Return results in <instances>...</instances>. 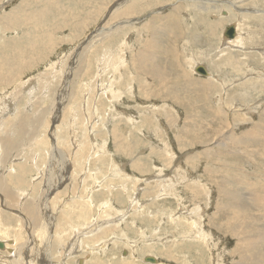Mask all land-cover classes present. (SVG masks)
Returning <instances> with one entry per match:
<instances>
[{"label": "rangeland", "instance_id": "374dc122", "mask_svg": "<svg viewBox=\"0 0 264 264\" xmlns=\"http://www.w3.org/2000/svg\"><path fill=\"white\" fill-rule=\"evenodd\" d=\"M98 1H100V2L98 3ZM133 1H137V0H133ZM133 1L131 0V2H133ZM196 1L199 4H204L205 1H207L206 4H208L210 6H212V4L214 6L216 5V9L220 8L219 10H216V11H217V14H219L221 18L220 17L219 18L213 17L217 23H216V25L213 26V28L211 30L208 28L210 26L208 16H205V15L203 16L200 13L201 16H203L201 18L200 14L198 12H194L193 9L192 10L189 9V7L192 8V6L196 3ZM205 1L204 0H201V1L200 0H185V1L184 0H166L162 3L161 2L159 3L156 0H152L150 5L153 8L149 7L147 9H145L147 11L142 10L146 6V4H143V5L140 4V5L135 6L134 8L130 7V10L133 11V15H134V16L132 15L134 17V19H133L131 16H128V17L127 16H121V14L125 11V6H127V5L124 6V4L131 3L130 0H97V1L96 0H81V1L80 0H59V2H60L59 4L53 3L54 1H52V0H48V1L47 0H43V1L42 0L41 1L40 0H25V1L24 0H0V8H1L0 9V32L2 33V31H3V33H4V34L0 33V37H1L0 43L3 44V45H0V47H1L0 48V51H1L0 52V64H1V66H0V131H1V133H3L2 136L0 133V178H3L5 180V184L7 185V183H8L7 186H9V188L7 189L9 192H7L6 194L0 192V233H1V235L3 234L0 237L6 238L7 236H9V238L7 237L6 239H11L8 241V243H11V244L13 243V241H12L13 239H14V241L17 240V242L15 243L16 246L13 245L12 250L13 249L15 250L16 248L19 249V247L21 249V244L22 245L24 244L23 242L28 241L27 243L30 244V237H28V236H30L31 234L28 233L27 227H25V225H24V224H26V221H27V219H25V218H28V217L24 214L25 211L22 209L26 206L25 201L27 202V204L33 203L32 205H35L36 208H40V210H41L42 204H45L47 207L49 205L48 200H50L51 199L50 197H52V196H50V194L51 193L55 194V192H54L55 190L52 186L61 184L60 183L61 180L56 179V178L59 177L60 175L61 176L67 175L68 177L63 179V181H67L71 177V176H69L70 172H71V173H73V174L75 173V174L73 176L74 180L72 182L67 181L68 193L72 194V196H75V194H76V196L78 198L80 197L79 200L81 199L82 202L83 201L88 202V204L90 206H94V208L92 207L91 210L89 209L87 212H85L86 214L84 213V215L82 213V214H80V216H78V214H76L74 216L75 220H72V222H73V224H75V226L69 228V230H72V231H69V230L67 231V230H64L61 228L59 232H61L62 235L60 234L59 236H57L58 239L60 240V241L58 240L57 245H61V243L65 244L66 242L69 243L71 241L70 240L71 238L68 237V236H70V232H71V236H72L73 232L74 233L78 232L77 233L78 242L75 239V237H76V234H75L74 240L72 241L73 243H71V244L69 243L70 246H68L67 250H65V251L68 252V254L72 253L73 254L72 257L75 259L81 260L83 258L84 259L86 258V261L84 260V264H86L85 262H90V261H88L89 259L91 260V259H93V257H97L99 254H101L100 258H99L100 261L105 260V259L110 261V262H107V264H114V260H123V259L134 260L135 263L138 261H141L142 264H157V259H159L160 264H181V263L182 264H195V262H197L198 264H263L264 263V218L261 216V214H259L256 211L253 212V215L250 214L251 212L248 208L246 209L247 214L245 213V211H243L241 214L242 217L239 220L242 222L231 218L232 212L228 209L231 206H230V203L226 202V201H228V198L224 195L225 190H227V189L231 190V184H233V179L236 177V173H238V172H241V171L245 172V175H247L249 178L253 176L252 177L253 180H256L257 176H259L261 174L264 177V150H263L264 145L261 146L258 142L260 139H264V82L262 81V80H264L263 79L264 78V76H263L264 72H262V71H264V43H263L264 42V20H261L259 17L254 18V16L250 17V18L247 17L248 19L245 17V13H248V12H250L252 14H262V13L264 14V0H205ZM211 1L213 2L212 4H211ZM22 2L24 4H26V6L24 8H23ZM75 2H76V4L78 3V5H76ZM41 3H42V5H41ZM62 3L64 5H62ZM164 3H166V6ZM38 4H40L41 6H39ZM81 4H82V6H81ZM45 5L47 7H45ZM51 5L53 6V8H51L52 7ZM92 5H94V7L96 5H97L96 7L101 6V11L103 13L99 14L100 12H97L96 10L94 11L95 8H93ZM107 5L109 8L107 7ZM32 7H34V9ZM161 7H162V9H161ZM163 7H164V9H163ZM174 7H177V8H174ZM15 8L19 9V13L21 12V14H19V18H16L17 20L20 19V20H18V23H20V24L17 23L16 19H10V14L15 10ZM38 8H39V10H37ZM102 8H103V10H102ZM186 8H187V10H186ZM177 9H179V10H177ZM34 10H37L39 13L37 11L35 12L38 15H34L33 20H30V21H33V22H31L33 25H31L30 21L28 19H25V14H27L29 11L31 12ZM68 10H69L68 14H70V15L67 14ZM40 12H45V18L42 16V14ZM84 12H86V13H84ZM152 12L154 14H152ZM189 12H190V15H189ZM191 12H192V14H191ZM23 13H25V14H23ZM73 13H74V15H72ZM91 13H93V14H91ZM176 13H177V15H176ZM170 14H174V16H175L174 21L175 22L177 21L176 25L173 27V29L175 31L173 29H170V31L166 30V29H163L161 31H156L155 30L156 28H154V30H153L154 33H153V31L151 32V29H153L151 27L156 26V23L154 22L155 20L152 22L153 18L151 16L155 15L153 17H157L159 15L160 17L167 18V16ZM47 15H48V17H47ZM191 15H193L197 21L195 19L191 20V18H193V16H191ZM73 16H75V17H73ZM79 16H80V18H79ZM140 16H142V17H140ZM147 16H149V17H147ZM196 16H197V18H196ZM65 17H66V19H65ZM99 17H100V19H99ZM130 18H132V19H130ZM135 18L138 19V21L135 20ZM178 18H179V20H177ZM199 18H201V19L199 20ZM228 18H230V19H228ZM7 19H8V21H7ZM79 19H80V21H79ZM104 19H105V21H104ZM107 19H109V20H107ZM43 20H45L47 22V24L44 23L45 21H43ZM58 20H60V22H59L60 25L58 23ZM73 20H74V22H73ZM183 20L185 23L183 22ZM20 21H22V23ZM40 21H43V22L40 23ZM66 21H69V23ZM106 21H110V25H115V26H118V25L123 24V23L133 25L134 24L133 22H136V21L138 23L136 22L137 23V25L135 26L136 28L135 27H129V30L126 29L125 32L127 34L124 32V30L118 31L117 36H114L113 41H111L112 43L107 42V44H106V45H109V47H111V48H108V46L104 47L103 44H101L103 46H101V45L95 46L96 40L90 39V37H92L93 33L98 31V27L99 28L101 27L103 29V31H106L107 30V27L105 28V26H107L105 24ZM111 21H113L114 23L113 22L111 23ZM145 21H147V24L150 23L149 26L144 25V24H146ZM54 22H56V23H54ZM220 22H222L221 23L222 27L219 25ZM13 23H16V24H13ZM71 23H73V24H71ZM187 23L190 25H188ZM17 24H18V26H17ZM25 24L28 25V26H26V28H25ZM79 24L82 26V29H81ZM141 24L146 26V28ZM231 24H235V25L238 24L236 27H237V30L238 29L240 30V32H238L239 36L237 35L238 37L236 38L237 39L236 42H234L235 39L231 40L230 44H228V46L224 47L222 44V41L224 42V40L227 38L225 36H223L222 34H223L224 29ZM63 25L65 28L63 27ZM150 25H151V27H150ZM196 25H198V26H196ZM45 26L47 28L46 30H44ZM48 26L50 28H48ZM54 26H55V28H54ZM239 26H241V27H239ZM7 27H9V29ZM194 27H195V29H194ZM223 27H224V29H223ZM30 28H31V30H30ZM132 28H134V29H132ZM180 28L183 29V32L180 31ZM148 29L150 31H146ZM68 30H70V31H68ZM128 31H130L131 33L129 32V34H128ZM167 31H168V33H166ZM173 31H174V34H173ZM197 31H199V32H197ZM242 31L246 32V33H243ZM34 32H38L41 34L53 33L52 34V36H53L52 40L56 41V42H54L55 44L52 42L51 45H49L50 47L48 49L47 48L48 47V41H47L48 39L46 38V36L43 37V39H36V40L32 41L31 38H32V35L34 34ZM134 32H136V34H134ZM162 32L164 35H162ZM198 33H199V35H197ZM16 34L17 35H20V34L23 35L24 34V35L23 36L20 35L21 36L20 37V36H17ZM165 34H167V35L165 36ZM69 35H70V37H69ZM154 35L157 39L154 37ZM175 35H177V36H175ZM74 36H76V38ZM80 36H82V37H80ZM186 36L188 39L186 38ZM144 38H147L148 40H150V42H147V41L145 42ZM164 38H165V40H164ZM44 39H46V40H44ZM87 39L89 40L88 41L89 44H88V42H86ZM239 39H241V40L243 39V40L241 41ZM17 40H18V42H17ZM43 40L46 42H44ZM91 40H93V41L90 42ZM118 41H119V43H118ZM154 41H155V43H159V44H161V46L162 45L163 46L162 47H160V46L156 47L154 45L152 47L151 42H154ZM157 41H159V42H157ZM164 41H166V42H164ZM242 42L244 45L242 44ZM117 43H118L120 49L118 48V45H116ZM235 43H237V45ZM257 43H259V44H257ZM172 44H174V45H172ZM199 44H201V45H199ZM30 45H33V47ZM89 45H91V46H89ZM92 45H94V46H92ZM166 45L169 48H167ZM218 45H220V46H218ZM10 46H11V48H10ZM85 46H88V48ZM121 46H122V49H121ZM148 46H149V48H148ZM39 47H41V48H39ZM170 47H171V50L173 49L172 50V51H174L173 53L171 52ZM18 48H19V50H18ZM21 48H22V50H21ZM94 48H96V49L94 50ZM135 48L138 50H136ZM153 48H155V49H153ZM158 48L160 51H163V52L160 53ZM231 48H232V50H231ZM16 49H17V51H16ZM52 49H53V51H52ZM224 49H225V51H224ZM14 50H15V52H14ZM31 50H32V52H30ZM41 50L44 51L46 54L44 52L42 53ZM143 50H145L144 52L146 54L152 53V55H158V53H159L158 56L163 54V56H161V60H160V62L161 61H163V62L160 63L159 59H157V61L155 63H153V65H155V66L157 65L156 67L153 66V68H156V69H154V72H157V74L155 73V75H154L155 77L153 76V78H151L153 83L151 82L150 85L152 88H150L149 85L147 84L148 85L147 88L150 89V91L153 93V94L152 93L147 94V96H144V94L141 92V89H140V87H142L141 86L142 84L147 83L146 79L142 78V77L141 78H135V77L133 78L130 74V72L132 74H134L138 70L137 72L138 73L142 72L140 75H143V70H141V69H143V66H144L143 63L144 62H142L143 61L142 57H140V56L138 57V55L141 54V53L139 54V52H141ZM4 51H5V53H4ZM7 51H9V53ZM87 51L90 52L91 56L89 55V53ZM130 51H132V52L129 53ZM240 51H241V53H240ZM256 51H258L259 53ZM28 52H30V53H28ZM124 52H125V54H124ZM224 52L226 54L228 53L229 55L228 54L225 55ZM234 52H235V54H234ZM248 52H249V54H248ZM37 53H38V56H37ZM78 53H80L79 55L82 58H84L82 60V65L80 67L79 66L81 64L80 63L77 67L78 69L76 68L75 72H73L72 74H70L69 77L66 78L65 77L66 69H64V68H66V66H68V63L69 64L71 63L70 61H71L72 57L74 59H77L79 57ZM98 53H99V56H98ZM164 53L167 55H165ZM17 54H19V56L16 57ZM43 54H45V55L43 56ZM106 54H108L109 56ZM185 54H188V55L186 56ZM83 55H84V57H83ZM93 56L96 58H94ZM97 56H98V58H97ZM113 56L114 57L116 56V57L114 58ZM101 57L102 58L104 57V59H102ZM130 57H132V59H136L138 57L135 60V62L138 60L139 61L141 60V64L138 63L139 61L137 62L138 64L136 65V67H137L136 70H132V68H131L132 65H134L133 63L127 62V64H126V61L129 60ZM222 57H224L226 59L223 60ZM61 58L62 59L65 58L64 62H62L63 60ZM164 58H166V59H164ZM24 59H25V61H24ZM245 59H246V61H245ZM13 60H14V62H13ZM19 60L20 61L22 60L21 61L22 63ZM165 60H167V61H165ZM190 60H192V61L190 62ZM17 62H19L20 64ZM26 62H27V64H26ZM122 62L125 64H123ZM199 62L204 64L209 69L210 73L212 74V75H210V77L212 76L214 79L210 78V77L206 78L207 76L203 77V75H200V74L195 72V69H194L195 64H197ZM192 63H193V66H192ZM230 63H232V64H230ZM238 63H240V64H238ZM9 64H10V66H9ZM21 64H23V65H21ZM84 64H85V66H84ZM88 64H90V66ZM112 64H113L114 68L117 67V70L116 69L114 70L113 67L111 68V66H109ZM114 64L116 67L114 66ZM237 64L239 66H237ZM16 65L20 66V68L17 67ZM48 65L51 67H49ZM56 65L57 66L60 65V66L56 67ZM128 65H130V66H128ZM138 65H139V67H138ZM9 67H11L12 70ZM163 67L165 68V70H163V72H162V69H164ZM248 68H250V69H248ZM95 69H97V70H95ZM6 70L7 71L9 70L10 72L9 71L6 72ZM79 70H80V74L78 73ZM85 70H87V71H85ZM130 70H132V71H130ZM186 70L189 71L190 73L187 72ZM239 70H240V72H239ZM254 70H256V71H254ZM108 71L110 73H108ZM86 72H88V73L90 72L91 74L90 73L88 74ZM114 72H115V74H114ZM12 73L13 74L15 73L14 74L15 76ZM53 73H55V74H53ZM82 73H85L86 74L85 76H87V77H84V76L81 77V75H83ZM93 73H94V75H93ZM186 73L192 78H196V79L199 78V80H197L194 84H191L192 83L191 79L189 77H187ZM48 74H49V76H47ZM74 74H75V76H73ZM107 75H108V77H107ZM128 75L131 78L128 77ZM135 75H136V73H135ZM182 75H184V76H182ZM92 76H93L94 80L92 79ZM123 76H125V78ZM246 76H247V78H246ZM16 77H17V79H16ZM74 77H75V79H74ZM215 77H217V78H215ZM259 77H261V80L259 79ZM46 78H48V79H46ZM77 78H80V79H77ZM95 78H98V79L96 80ZM109 78H111V80ZM155 78H156V80H154ZM244 78H246V80ZM13 79H15V80H13ZM134 79H137V80H135V82H132V80H134ZM147 79H150V78H147ZM162 79H163L164 83H162ZM167 79H169V80H167ZM215 79H216V81H215ZM222 79L224 80L223 82H222ZM171 80H172V82H171ZM14 81H15V83H14ZM27 81H28V83H27ZM129 81H131L130 82L131 84L129 83ZM168 81H169V83H168ZM206 81H208V83ZM239 81L242 83L240 84ZM70 82L73 83V85H72L73 89L71 88V85L68 84ZM104 82H105V87L103 90V89H101L102 86H100V84L102 85V83H104ZM110 82H111V84H110ZM106 83L110 84L109 87L106 85ZM132 83H134V84H132ZM136 83L140 87L138 85L136 87ZM166 83H167V85H166ZM178 83H180V85H178ZM185 83L189 87H187V85ZM215 83H216V85H215ZM222 84H224L225 86ZM242 84L245 87H243ZM175 85H176V87H175ZM208 85L211 87L212 90L209 89L210 87ZM197 86H198V88H197ZM207 88L209 89V91ZM243 88H244V90H243ZM62 89H64L65 91ZM93 89L94 90L96 89V91H94ZM178 89L179 90L181 89V90L179 91ZM186 89L189 91H187ZM198 89L199 90L201 89V91H199ZM203 89H204V91H203ZM247 89L248 90L250 89V90L247 91ZM154 90L157 92H155ZM167 90L169 91V93ZM217 90H219V91L217 92ZM85 91H87V92H85ZM183 91H184V93H183ZM51 92H52V94H51ZM94 92H96V93L94 94ZM246 92H248V93H246ZM17 93H18V96H17ZM112 93L115 95H113ZM50 94L55 96V98L53 96H51ZM232 94H233V96H232ZM110 95H113L114 97L110 96ZM156 95H158L159 97ZM15 97H17V98H15ZM81 97H83V98H81ZM110 97H112L113 99H111ZM9 98H10V100H8ZM63 98H64V104L62 103ZM216 98L218 99V101ZM18 99H19V101H18ZM51 99H52V101H51ZM75 99H76V101H75ZM108 99H110L111 101ZM149 99H151V100L149 101ZM28 100H30V101H28ZM39 100H40V102L42 101L43 103L42 102L39 103ZM224 100H225V102H224ZM31 101H32V103H30V106H31L30 107V106H28L29 105L28 102H31ZM88 101L89 102L91 101V102L89 103ZM107 101L108 102L110 101V102L108 103ZM92 102H93V105H91ZM163 102H164V104H166V103L167 104L164 105ZM59 103L62 104L63 106L62 105L60 106ZM71 103L74 105L76 103V105L74 106ZM211 103H212V105H211ZM68 104L72 108H70ZM94 104H95V107H94ZM185 104H187V105H185ZM111 106H113V107L111 108ZM14 108H15V110H14ZM28 108H32L34 110V111L32 109L29 110V112L30 113L32 112L33 115L34 114L38 115L37 114L38 112L40 113L39 114L40 117L37 116L38 117L37 119H39V120L35 121L36 122L35 124H33V122H32V117H33L32 113L27 115ZM34 108H36L37 110ZM41 108H43V110L44 109L45 110L43 111ZM205 108H207L206 111H205ZM216 108H218V109H216ZM9 109H10V111H9ZM24 109H26V111H24ZM76 109H77V112L79 114L76 112ZM172 109H173V111L176 109L175 110L176 113H174L175 111L173 112ZM73 110H75V111H73ZM81 110H83V111H81ZM111 110H114V111H111ZM65 112H66V114H65ZM207 112H208V114H207ZM218 112L220 114H218ZM221 112L224 114H221ZM42 113H44L48 117H46ZM10 114H12V115H10ZM75 114H77V115H75ZM109 114L111 115V118H110ZM246 114H247V116H246ZM13 115L15 117H16V115L17 116L24 115V117L30 116V118H29L30 120H26L25 121L26 123L25 122L22 123L23 121L17 120V119H15V117L13 119ZM68 115H70V116H68ZM88 115L90 117H88ZM130 115H131V117H129ZM119 116H121V117H119ZM224 116L225 117L227 116L226 117L227 120ZM233 116H234V118H233ZM60 117H63V118L61 119ZM239 117L242 119L243 122L241 121V119ZM19 118L24 119L22 117H19ZM243 118H244V120H243ZM33 119H34V117H33ZM69 119H70V122L72 121L71 124L68 121ZM150 119H151V121H150ZM87 120H88V122H87ZM147 120H149L150 122ZM17 121H19V122H17ZM48 122L50 124V128L47 127ZM84 122H86V123H84ZM45 123H46V125H45ZM123 123H125V124H123ZM142 123H144V124H142ZM10 124H12V126H9ZM17 124H19V125H17ZM42 124H43V127H42ZM61 124H63V126H65V127H63ZM133 124H134V126H133ZM245 124H247V125H245ZM37 125H39V126H37ZM54 125H56V126H54ZM79 125H82V126H79ZM109 125H110V127H109ZM15 126H16V128H15ZM35 126L38 128H36ZM141 126H144V127H141ZM8 127H9V129H8ZM20 127H21V130H19ZM80 127H81V130H79ZM107 127L110 129H105ZM133 127H134V129H133ZM219 127H221V128H219ZM17 128H19V129H17ZM27 128H28V130H27ZM33 128H36V129H33ZM75 129L77 130V132ZM219 129L221 131L222 130L223 131L220 133ZM106 130H109V132ZM22 131H23V133H22ZM250 131L252 132L251 136H256V138L258 140L257 139L250 140V138L248 139L247 137H244V136L249 135ZM5 132H7V133H5ZM58 132L61 134H59ZM112 132H113V134H110ZM11 133H12V135H10ZM47 133L51 134V136L53 137L51 141H48ZM217 133H220V134H217ZM253 133H255V135H253ZM19 134H20V136H18V137L14 136V135H19ZM107 134H109V135H107ZM179 134H180V136H179ZM21 135L23 138L21 137ZM44 135H45V137H43ZM64 135H66V136H64ZM111 135H112V137H111ZM127 135H128V137H127ZM216 135H217V137H216ZM230 135L233 137H230ZM235 135L237 137H235ZM257 135H259V136H257ZM58 136H60V137H58ZM16 137H17V140H16ZM24 137H25V139H24ZM63 137L65 138V139H63L65 142L62 144L63 140L61 141L60 139H62ZM224 137H227V138L224 139ZM183 138H185V139L187 138V141L188 140L190 141V142L188 141V143L191 144V146L185 148L184 150H182V144H180L181 142L179 141V139L182 140ZM228 138L231 141H229ZM233 138H234V141L232 140ZM244 138H246V141H244L245 140ZM45 139H47V140H45ZM88 139H91V142L89 141V146L90 147L93 146L90 148L92 150L87 149L86 147H83L86 145V141H88ZM222 139H224V141H226V142H223ZM238 139H239V141H238ZM20 140H23L24 142L21 141V143H20ZM76 140H78V141H76ZM2 141H3V143H2ZM34 141H36V142L34 143ZM128 141L131 143L130 145H128V143H129ZM9 142H11V144H9ZM37 142H38V145L36 144ZM221 142L224 144H222ZM247 142H250L251 144L247 143ZM75 143H77V144H75ZM246 143H247L248 147L246 146ZM31 144L33 145V147ZM65 144H67V145H65ZM80 144H82V145H80ZM41 145H43V146L40 148L39 146H41ZM55 145H58L59 150H60V153L57 154V158H55L54 155L51 154ZM60 145L64 146L65 148L64 147L60 148ZM103 145L105 146V148H103L104 147ZM80 146L83 147V152H82L83 154L78 153V158H77L78 159L77 160L78 165L76 164L77 165L76 171L73 170L72 168L65 169V167L63 166V161L65 162L66 168H68V166L71 164L70 159H74L73 153L71 154V150L73 148H74V150L78 149ZM148 146H150L149 147L150 150H149ZM243 147H245V148H243ZM94 148L96 149V151L98 150L97 151L98 153L99 152L100 153L98 156L93 157L91 160L90 159L88 160L92 151L95 150ZM190 149L193 151L195 150L197 152L194 151L191 153ZM251 150H252V152H251ZM102 152H104L106 154V156H105V154H102ZM110 152L112 154H109ZM137 152H140V153L137 154ZM141 152H142V154L143 153L144 154L142 155ZM200 152L203 153L204 155L201 154ZM173 153H175V154H173ZM257 153H258V156H257ZM8 154H10V155H8ZM4 155H5V157H4ZM7 155H8V157H7ZM135 155L137 157L140 156L141 161H142L140 164H139L138 159L136 160L137 157ZM172 156H174V157H172ZM195 156H197V157H195ZM110 157H112V158H110ZM169 157H170V159H169ZM173 158H174V160H173ZM37 159H39V160L41 159V160L37 161ZM134 159H135V161H134ZM4 160H5V162H4ZM61 160H63L62 163H61ZM130 160L132 162H130ZM176 160L178 163L176 162ZM32 161H33V163H32ZM45 161L47 164L45 163ZM79 162H81V163H79ZM86 162L88 164H85ZM20 163H23V165L25 167H22L20 165ZM34 163H36V164H34ZM199 163H201V164H199ZM35 166H37V167H35ZM80 166L84 167V169H81ZM215 166L217 168H215ZM7 167H8V169H7ZM173 167H175V168H173ZM110 168L113 170V172ZM6 169L10 170V171H7ZM19 169H21V170H19ZM87 169H89V170H87ZM35 170H36V172H35ZM72 170L74 172H72ZM83 170H87L88 174H87V172H85V175H83V173L80 172ZM247 170L249 171V173H247L248 172ZM215 171H217L218 173H216ZM117 172H119V173H117ZM213 172L215 174H213ZM14 173H16V174H14ZM90 173H91V175L89 176ZM116 174H117V176H116ZM13 175H15L16 177ZM125 175H126V177H125ZM154 175L156 176L157 179H155ZM223 175H224V177H223ZM19 176H22V177L24 176L25 180L20 179ZM111 176H113L114 178L110 179L109 177H111ZM34 177H35V179H34ZM90 177H92V180H87V179H90ZM83 178H84V180H82ZM188 178H190V180ZM238 179H240V178L238 177ZM112 180H113V182H112ZM141 180H145V181H141ZM77 181L78 182L86 181V182L85 183L82 182L81 184L78 183L76 185L75 183ZM147 181H149V182H147ZM225 181L227 182L228 185L226 184ZM19 182H21V183H19ZM22 182H23V184H22ZM37 183H39V184H37ZM13 185H14V187H13ZM16 186H18L19 188ZM240 186L243 187L244 184H241ZM25 187H26V189H25ZM191 187H192V189H191ZM31 188H33V189H31ZM166 188H168V189H166ZM118 189H120L121 192L123 190L125 191V192L123 191V193H122L123 196L120 198L118 197L117 192H116V190H118ZM208 189H210V190H208ZM245 189L246 188L244 186L243 192H245ZM114 190H115V192H114ZM11 191H12V193H11ZM23 191H26V192H23ZM33 191H34V193H32ZM97 191H99V194L94 195L97 193ZM197 191L200 193H197ZM35 193L37 195H35ZM73 193H74V195H73ZM194 193H196L197 196ZM10 194H12V195H10ZM124 194H128V198ZM18 195H21V196L18 197ZM129 195H131V196H129ZM1 196H2V198H1ZM207 196H209V197H207ZM26 197H27V199H26ZM69 198L71 199V197L68 196L65 198V200L69 201L70 200ZM31 199H33V200H31ZM221 199L222 200L224 199V200L222 201ZM7 200H10V201H7ZM130 201L132 202V205L135 204V206L133 207L134 209L131 208V210H132L131 213L132 214L136 213V216L127 215L126 218L124 219V220H126V223L122 222L120 225V228L111 229L107 233L104 232L103 234H101L100 229H98V228L95 229L93 226H91L94 224V222L98 221L96 219L103 220L104 222H106L107 220L109 222H113V221H111V219L116 220V218H118V216L122 217V214L125 213V210H127L129 205H131ZM162 201H163V203H162ZM28 202H30V203H28ZM69 202H71V201H69ZM241 202L245 206H248L250 204V202H248V201H241ZM146 203H147V205H146ZM233 203H235V202H233ZM64 206H65L66 210H68L69 208L72 209L71 205H70L71 207L70 206L67 207V205L61 203L60 205H58V209L56 211H58L60 213V209L64 210L63 209ZM80 209L82 212L84 210L83 206L80 205ZM8 210H10V212ZM145 210H146V212H145ZM15 212H16V214H15ZM56 213L57 212H55V214ZM169 214L170 215L173 214L174 217L183 214L182 216H187L188 219H190V222H189V224L185 223L186 227L181 228V229L178 228L175 230L174 225L172 224V220L170 218L173 216H170ZM229 215H230V217L228 218ZM217 217H219V218H217ZM166 218H168V220ZM87 219H88V221L86 222ZM128 219L130 221H127ZM244 219H245V221H244ZM183 221L186 222L185 220H183ZM77 222L80 225L77 224ZM85 222H86L87 230H83L82 232H79L83 227H85ZM239 222L242 223V225H239ZM132 223H134V224H132ZM1 224H3V225H1ZM126 224L128 226H126ZM130 224H132V225H130ZM94 226L96 227L95 224H94ZM130 226H131V228H130ZM241 227H244V228L246 227L248 230H245L246 232H244V229L241 230ZM8 228L9 229L11 228V229L9 230ZM236 229L238 231H236ZM259 229L262 232H260ZM2 230H3V233H2ZM94 233L95 234L97 233V236L93 235ZM63 234L64 235L66 234V236H64ZM78 234H80V237L82 236V238H83L81 241H80V238L78 237ZM249 234L253 235L252 238L248 242L244 241L243 243H240V241L244 238V235H247L249 237ZM4 235H6V236H4ZM98 236H100V237H98ZM26 238H28V240ZM85 238H86V240H85ZM145 238H146V240H145ZM24 239L27 241H24ZM108 239H110V240H108ZM94 241H95L96 245L94 244ZM128 241H130L131 243L133 242L134 244L133 243L131 244L130 242L128 243ZM136 241L137 242L140 241V243H137ZM260 241H262V242L260 243ZM2 242H4V241H2ZM102 242H104V247H105L104 252H103V248L98 247L102 244ZM180 242H183V243L180 244ZM249 242H251L253 244V246H248L246 244ZM105 243H106V245H105ZM148 243H150V245H148ZM244 243H245V245H244ZM19 244H20V246L18 247L17 245H19ZM79 244L83 247H80ZM125 244H126V246H125ZM24 245H27V244H24ZM129 245L132 247V251H131V247H129ZM202 245H203V247H202ZM260 246H261V248H260ZM143 247H144V250H142ZM52 248H54L53 251H55V246H52ZM79 248L82 249L81 252H82V254H84V256H79V254H81V252H79L77 255L76 250L78 251ZM98 248H100V249H98ZM133 249H135V250H133ZM12 250H11V248L8 250L0 248V264H20V263L30 264L29 263L30 259L29 260H28V258L22 259L23 254H21L19 257L17 255H15L17 257L16 258L17 260H16L15 256L13 255ZM53 251L51 253L48 251L50 253L51 257H53L55 255V257H63V259L65 261L68 260V259H66L65 255H62V256L57 255L56 256V254L53 253ZM159 251L161 254L159 253ZM41 254H42V249L40 248V250L37 254V255H39V256H37V259L39 260V263H37V264H41V263L44 264V262L40 261V255ZM85 254H87V255H85ZM192 254H193V256H192ZM146 255L148 257L152 256L151 258L154 257L155 259L153 260L150 257L149 258L147 257V260L145 261L143 257ZM112 256H114V257H112ZM1 257H3V258L8 257V258H10L11 261L6 262V261H4V259L1 260ZM46 257H47V254H46ZM183 257H184L185 261H187V262L182 260ZM18 260H20L21 262L20 261L18 262ZM107 260H105V261H107ZM259 260H261V261H259ZM45 261H46V259H45ZM180 261H182V262H180ZM52 262H53V264L60 263L59 260L58 261L54 260ZM123 262H125V260ZM77 263H79V262H77ZM82 263L80 262V264H82ZM118 263H120V262H118ZM118 263L116 262V264H118Z\"/></svg>", "mask_w": 264, "mask_h": 264}, {"label": "bare ground", "instance_id": "6f19581e", "mask_svg": "<svg viewBox=\"0 0 264 264\" xmlns=\"http://www.w3.org/2000/svg\"><path fill=\"white\" fill-rule=\"evenodd\" d=\"M25 1V0H24ZM41 1V0H40ZM43 1V0H42ZM48 1V0H47ZM52 1H54L53 3H56V4H59L60 2H59V0H52ZM81 1V0H80ZM97 1V0H96ZM133 1V0H132ZM151 1L152 0H137V1H133V2H131V0H130V2L131 3H126V4H124V6L125 5H127V6H125V11L121 14V16H131L132 18H134L133 16V11H131L130 10V7H135V6H137V5H143V4H146V6L142 9V10H145V9H147V8H149V7H151V5H150V3H151ZM157 2H164V1H166V0H156ZM185 1V0H184ZM201 1V0H200ZM205 1V0H204ZM11 2V1H10ZM34 2V1H33ZM100 1H98V3H99ZM125 2V1H124ZM173 2V1H172ZM179 2V1H178ZM23 3V2H22ZM31 3V2H30ZM39 3V2H38ZM52 3V2H51ZM52 3V4H53ZM82 3V2H81ZM86 3V2H85ZM95 3V2H94ZM108 3V2H107ZM156 3V2H155ZM184 3V2H183ZM204 3V2H203ZM207 3V1H205V3L204 4H199V3H197V1H196V3L192 6V8L191 7H189V9H193L194 10V12H198L199 14L201 13L203 16L205 15V16H208V19H209V23H210V26L208 27L210 30L213 28V26L214 25H216V20L214 19L215 17H220V15L219 14H217V11L216 10H219V9H216V5L214 6L212 3V1H211V4H212V6H210V5H208V4H206ZM44 4V3H43ZM48 4V3H47ZM50 4V3H49ZM75 4H76V2H75ZM80 4V3H79ZM96 4V3H95ZM116 4V3H115ZM119 4V3H118ZM129 4V5H128ZM165 4V6H166V3H164ZM163 4V5H164ZM217 4V3H216ZM221 4V3H220ZM31 5V4H30ZM39 6H41L42 5V3H41V5L40 4H38ZM62 5H64L63 3H62ZM76 5H78V3L76 4ZM112 5V4H111ZM121 5V4H120ZM181 5V4H180ZM219 5V4H218ZM20 6V5H19ZM22 6V5H21ZM26 6V4H24L23 3V8ZM35 6V5H34ZM52 6V5H51ZM59 6V5H58ZM81 6H82V4H81ZM93 6V8H95L94 9V11L96 10L97 12H100L99 14H101V13H103L102 11H101V6H98V7H94V5H92ZM161 6V5H160ZM172 6V5H171ZM184 6V5H183ZM38 7V6H37ZM45 7H47L46 5H45ZM61 7V6H60ZM59 7V8H60ZM76 7V6H75ZM88 7V6H87ZM105 7V6H104ZM107 7H108V5H107ZM121 7V6H120ZM170 7V6H169ZM3 8V7H2ZM27 8V7H26ZM33 9H34V7H32ZM51 8H53V6L51 7ZM71 8V7H70ZM109 8V7H108ZM151 8H153V7H151ZM156 8V7H155ZM174 8H177V7H174ZM229 8V7H228ZM1 9V8H0ZM32 9V10H33ZM67 9V8H66ZM69 9V8H68ZM89 9V8H88ZM121 9V8H120ZM161 9H162V7H161ZM163 9H164V7H163ZM170 9V8H169ZM188 9V10H189ZM28 10V9H27ZM37 10H39V8L37 9ZM37 10H34V11H29L27 14H25V13H23V14H25V19H28L29 21L30 20H33V17H34V15H38L37 13H35ZM49 10V9H48ZM53 10V9H52ZM72 10V9H71ZM81 10V9H80ZM102 10H103V8H102ZM114 10V9H113ZM123 10V9H122ZM150 10V9H149ZM177 10H179V9H177ZM186 10H187V8H186ZM26 11V10H25ZM41 11V10H40ZM44 11V10H43ZM76 11V10H75ZM82 11V10H81ZM84 11V10H83ZM119 11V10H118ZM136 11V10H135ZM145 11H147V10H145ZM153 11V10H152ZM229 11V10H228ZM10 12V11H9ZM38 12V11H37ZM72 12V11H71ZM91 12V11H90ZM115 12V11H114ZM157 12V11H156ZM171 12V11H170ZM174 12V11H173ZM188 12V11H187ZM221 12V11H220ZM39 13V12H38ZM41 14H42V16L45 18V12H40ZM69 13V10H68V12H67V14ZM75 13V12H74ZM74 13L72 14V15H74ZM81 13V12H80ZM84 13H86V12H84ZM94 13V12H93ZM93 13H91V14H93ZM110 13V12H109ZM108 13V14H109ZM136 13V12H135ZM148 13V12H147ZM164 13V12H163ZM180 13V12H179ZM19 14H21V12L19 13V9H16L15 8V10L10 14V19H16V18H19ZM56 14V13H55ZM59 14V13H58ZM107 14V13H106ZM105 14V15H106ZM151 14V13H150ZM152 14H154L153 12H152ZM157 14V13H156ZM175 14V13H174ZM174 14H170V15H168L167 16V18H164V17H160L159 15V17L157 16V17H153V16H155V15H153V16H151L152 18H153V20H152V22L154 21L155 23H156V26L155 27H151V25H150V27L151 28H153V29H151V32L154 30V28H156L155 30L156 31H161V30H163V29H166V30H169L170 31V29H173V27L176 25V23H177V21L175 22L174 21V18H175V16H174ZM191 14H192V12H191ZM201 14H200V16H201ZM222 14V13H221ZM68 15H70V14H68ZM67 15V16H68ZM87 15V14H86ZM112 15V14H111ZM110 15V16H111ZM133 15V16H132ZM176 15H177V13H176ZM185 15V14H184ZM189 15H190V12H189ZM197 15V14H196ZM223 15V14H222ZM41 16V15H40ZM76 16V15H75ZM75 16H73V17H75ZM88 16V15H87ZM97 16V15H96ZM109 16V17H110ZM191 16H193V15H191ZM203 16H201V18L203 17ZM225 16V15H224ZM254 16V18L255 17H259L261 20H264V14L262 13V14H252V13H250V12H248V13H245V17L247 18V17H253ZM47 17H48V15H47ZM95 17V16H94ZM104 17V16H103ZM108 17V18H109ZM137 17V16H136ZM140 17H142V16H140ZM147 17H149V16H147ZM199 17V16H198ZM214 17V18H213ZM23 18V17H22ZM21 18V19H22ZM39 18V17H38ZM78 18V17H77ZM79 18H80V16H79ZM111 18V17H110ZM126 18V17H125ZM146 18V17H145ZM180 18V17H179ZM179 18L177 19V20H179ZM184 18V17H183ZM196 18H197V16H196ZM201 18H199V20L201 19ZM221 18V17H220ZM227 18V17H226ZM56 19V18H55ZM64 19V18H63ZM65 19H66V17H65ZM82 19V18H81ZM87 19V18H86ZM99 19H100V17H99ZM113 19V18H112ZM111 19V20H112ZM192 19H195L194 18V16H193V18H191V20ZM228 19H230V18H228ZM227 19V20H228ZM248 19V18H247ZM17 20V19H16ZM18 20H20V19H18ZM18 20H17V23H18ZM24 20V19H23ZM102 20V19H101ZM100 20V21H101ZM107 20H109V19H107ZM117 20V19H116ZM124 20V19H123ZM135 20H137L138 21V19H136L135 18ZM134 20V21H135ZM142 20V19H141ZM182 20V19H181ZM196 20V19H195ZM7 21H8V19H7ZM25 21V20H24ZM43 21H45V20H43ZM43 21H40V23L41 22H43ZM57 21V20H56ZM62 21V20H61ZM77 21V20H76ZM75 21V22H76ZM79 21H80V19H79ZM82 21V20H81ZM104 21H105V19H104ZM103 21V22H104ZM114 21V20H113ZM113 21H111V23L113 22ZM125 21V20H124ZM133 21V20H132ZM136 21V22H137ZM144 21V20H143ZM188 21V20H187ZM194 21V20H193ZM197 21V20H196ZM224 21V20H223ZM12 22V21H11ZM21 23H22V21H20ZM31 22H33V21H30V23ZM60 22V20H58V23ZM63 22V21H62ZM61 22V23H62ZM66 22H68L69 23V21H66ZM73 22H74V20H73ZM93 22V21H92ZM96 22V21H95ZM98 22V21H97ZM119 22V21H118ZM121 22V21H120ZM136 22H133L134 24L132 25V24H126V23H123V24H120V25H118V26H115V25H110V21H106L105 22V24L107 25V26H105V28L107 27V30L106 31H103V29L100 27H98V31L97 32H95V33H93L92 34V37H90V39H94V40H96L95 41V46H98V45H101V44H103L104 45V47L105 46H108V48H111V47H109V45H106L107 44V42H111V41H113V38H114V36H117V34H118V31H122V30H124V32H125V30L126 29H128L129 30V27H135L136 25H137V23ZM146 22V24H144V25H148L149 26V24H147V21H145ZM150 22V21H149ZM183 22H184V20H183ZM205 22V21H204ZM234 22V21H233ZM2 23V22H1ZM26 23V22H25ZM39 23V24H40ZM44 23H46L47 24V22L45 21ZM54 23H56V22H54ZM82 23V22H81ZM114 23V22H113ZM132 23V22H131ZM141 23V22H140ZM144 23V22H143ZM185 23V22H184ZM190 23V22H189ZM221 23L222 22H220V26H221ZM232 23V22H231ZM238 23V22H237ZM13 24H16V23H13ZM18 24H20V23H18ZM18 24H17V26H18ZM24 24V23H23ZM27 24V23H26ZM25 24V28H26V26H28V25H26ZM67 24V23H66ZM71 24H73V23H71ZM153 24V23H152ZM179 24V23H178ZM188 24V23H187ZM191 24V23H190ZM190 24H188V25H190ZM207 24V23H206ZM205 24V25H206ZM224 24V23H223ZM239 24V23H238ZM238 24H236V26L238 25ZM31 25H33L32 23H31ZM55 25V24H54ZM58 25V24H57ZM59 25H60V23H59ZM80 25V24H79ZM93 25V24H92ZM104 25V24H103ZM141 25H143V24H141ZM143 25V26H144ZM180 25V24H179ZM185 25V24H184ZM218 25V24H217ZM12 26V25H11ZM14 26V25H13ZM30 26V25H29ZM56 26V25H55ZM55 26H54V28H55ZM75 26V25H74ZM142 26V27H143ZM154 26V25H153ZM178 26V25H177ZM196 26H198V25H196ZM32 27V26H31ZM41 27V26H40ZM63 27H64V25H63ZM80 27H81V29H82V26L80 25ZM90 27V26H89ZM140 27V26H139ZM145 28H146V26H144ZM189 27V26H188ZM191 27V26H190ZM222 27V26H221ZM239 27H241V26H239ZM8 29H9V27H7ZM24 28V29H25ZM29 28V27H28ZM38 28V27H37ZM48 28H50L49 26H48ZM65 28V27H64ZM63 28V29H64ZM68 28V27H67ZM79 28V27H78ZM88 28V27H87ZM104 28V27H103ZM136 28V27H135ZM138 28V27H137ZM178 28V27H177ZM176 28V29H177ZM198 28V27H197ZM196 28V29H197ZM237 28V27H236ZM5 29V28H4ZM19 29V28H18ZM33 29V28H32ZM43 29V28H42ZM47 28H46V26H45V29L44 30H46ZM61 29V28H60ZM69 29V28H68ZM132 29H134V28H132ZM143 29V28H142ZM187 29V28H186ZM189 29V28H188ZM191 29V28H190ZM194 29H195V27H194ZM223 29H224V27H223ZM30 30H31V28H30ZM51 30V29H50ZM56 30V29H55ZM65 30V29H64ZM174 30V29H173ZM192 30V29H191ZM198 30V29H197ZM222 30V29H221ZM239 30V29H238ZM27 31V30H26ZM68 31H70V30H68ZM85 31V30H84ZM134 31V30H133ZM140 31V30H139ZM143 31V30H142ZM146 31H150L149 29L148 30H146ZM155 31V32H156ZM175 31V30H174ZM174 31H173V34H174ZM180 31L181 32H183V29H181L180 28ZM185 31V30H184ZM206 31V30H205ZM209 31V30H208ZM11 32V31H10ZM30 32V31H29ZM39 32V31H38ZM38 32H34V34L32 35V38H31V40L32 41H34V40H36V39H43V37H45L46 36V38L48 39L47 41H48V49H49V45H51V43L53 42H56V41H53L52 39V34L53 33H50V34H48V33H44V34H41V33H38ZM45 32V31H44ZM117 32V33H116ZM129 32L130 31H128V34H129ZM197 32H199V31H197ZM224 32V31H223ZM238 32H240V30L238 31ZM243 32V31H242ZM1 33V32H0ZM2 33H3V31H2ZM1 33V34H2ZM6 33V32H5ZM12 33V32H11ZM16 33V32H15ZM19 33V32H18ZM17 33V34H18ZM27 33V32H26ZM74 33V32H73ZM126 33V32H125ZM131 33V32H130ZM139 33V32H138ZM142 33V32H141ZM147 33V32H146ZM153 33H154V31H153ZM158 33V32H157ZM166 33H168V31L166 32ZM186 33V32H185ZM210 33V32H209ZM243 33H246V32H243ZM242 33V34H243ZM248 33V32H247ZM4 34V33H3ZM16 34V35H17ZM25 34V33H24ZM23 34V35H24ZM58 34V33H57ZM80 34V33H79ZM83 34V33H82ZM116 34V35H115ZM127 34V33H126ZM149 34V33H148ZM147 34V35H148ZM151 34V33H150ZM156 34V33H155ZM172 34V35H173ZM176 34V33H175ZM182 34V33H181ZM207 34V33H206ZM239 34V33H238ZM20 35H22V34H20ZM20 35H17V36H20ZM22 35V36H23ZM30 35V34H29ZM146 35V34H145ZM153 35V34H152ZM151 35V36H152ZM157 35V34H156ZM161 35V34H160ZM162 35H164L163 34V32H162ZM167 34H165V36H166ZM171 35V36H172ZM183 35V34H182ZM189 35V34H188ZM197 35H199V33L197 34ZM205 35V34H204ZM223 35V34H222ZM259 35V34H258ZM11 36V35H10ZM16 36V37H17ZM58 36V35H57ZM91 36V35H90ZM138 36V35H137ZM144 36V35H143ZM174 36V35H173ZM175 36H177V35H175ZM209 36V35H208ZM224 36V35H223ZM239 36V35H238ZM238 36H236L234 39H225L224 40V42L222 41V44H223V46L224 47H226V46H228V44H230V41L231 40H234V42H236V38L238 37ZM254 36V35H253ZM21 37V36H20ZM69 37H70V35H69ZM75 38H76V36H74ZM80 37H82V36H80ZM125 37V36H124ZM146 37V36H145ZM154 37H155V35H154ZM185 37V36H184ZM194 37V36H193ZM202 37V36H201ZM1 38V37H0ZM14 38V37H13ZM123 38V37H122ZM156 38V37H155ZM161 38V37H160ZM179 38V37H178ZM186 38H187V36H186ZM221 38V37H220ZM68 39V38H67ZM71 39V38H70ZM69 39V40H70ZM73 39V38H72ZM119 39V38H118ZM121 39V38H120ZM124 39V38H123ZM150 39V38H149ZM157 39V38H156ZM185 39V38H184ZM188 39V38H187ZM23 40V39H22ZM30 40V41H31ZM44 40H46V39H44ZM43 40V41H44ZM78 40V39H77ZM144 40H145V42L147 41V42H150V40H148L147 38H144ZM143 40V41H144ZM153 40V39H152ZM164 40H165V38H164ZM192 40V39H191ZM211 40V39H210ZM220 40V39H219ZM239 40H241V39H239ZM243 40V39H242ZM241 40V41H242ZM89 40L87 39L86 40V42H88ZM93 40H91L90 42H92ZM184 41V40H183ZM194 41V40H193ZM196 41V40H195ZM229 41V42H228ZM240 41V42H241ZM0 42H1V40H0ZM12 42V41H11ZM17 42H18V40H17ZM20 42V41H19ZM44 42H46V41H44ZM121 42V41H120ZM157 42H159V41H157ZM164 42H166V41H164ZM170 42V41H169ZM233 42V43H234ZM6 43V42H5ZM29 43V42H28ZM35 43V42H34ZM69 43V42H68ZM112 43V42H111ZM114 43V42H113ZM118 43H119V41H118ZM118 43L116 44V45H118ZM128 43V42H127ZM142 43V42H141ZM173 43V42H172ZM192 43V42H191ZM238 43V42H237ZM237 43H235L236 45H237ZM246 43V42H245ZM264 43V42H263ZM55 44V43H54ZM61 44V43H60ZM88 44H89V42H88ZM148 44V43H147ZM242 44H243V42H242ZM257 44H259V43H257ZM0 45H3V44H1L0 43ZM14 45V44H13ZM82 45V44H81ZM80 45V46H81ZM103 45H101V46H103ZM113 45V44H112ZM143 45V44H142ZM150 45V44H149ZM151 45H152V47L155 45L156 47H162L161 46V44H159V43H155V41L154 42H151ZM172 45H174V44H172ZM199 45H201V44H199ZM221 45V44H220ZM220 45H218V46H220ZM244 45V44H243ZM25 46V45H24ZM30 46H32L33 47V45H30ZM37 46V45H36ZM39 46V45H38ZM42 46V45H41ZM89 46H91V45H89ZM92 46H94V45H92ZM131 46V45H130ZM133 46V45H132ZM165 46V45H164ZM167 46V45H166ZM196 46V45H195ZM239 46V45H238ZM85 47H87L88 48V46H85ZM138 47V46H137ZM147 47V46H146ZM222 47V46H221ZM1 48V47H0ZM4 48V47H3ZM10 48H11V46H10ZM9 48V49H10ZM23 48V47H22ZM22 48H21V50H22ZM25 48V47H24ZM30 48V47H29ZM38 48V47H37ZM39 48H41V47H39ZM44 48V47H43ZM46 48V49H47ZM81 48V47H80ZM91 48V47H90ZM99 48V47H98ZM118 48H119V45H118ZM148 48H149V46H148ZM167 48H169L168 46H167ZM233 48V47H232ZM232 48H231V50H232ZM242 48V47H241ZM244 48V47H243ZM45 49V50H46ZM85 49V48H84ZM96 48H94V50H95ZM104 49V48H103ZM120 49V48H119ZM121 49H122V46H121ZM136 49V48H135ZM146 49V48H145ZM153 49H155V48H153ZM152 49V50H153ZM162 49V48H161ZM223 49V48H222ZM240 49V48H239ZM18 50H19V48H18ZM20 50V51H21ZM33 50V49H32ZM32 50L30 51V52H32ZM35 50V49H34ZM56 50V49H55ZM79 50V49H78ZM86 50V49H85ZM93 50V49H92ZM124 50V49H123ZM136 50H138V49H136ZM157 50V49H156ZM158 50H159V48H158ZM163 50V49H162ZM170 50H171V47H170ZM173 50V49H172ZM171 50V52L173 53L174 51H172ZM211 50V49H210ZM217 50V49H216ZM234 50V49H233ZM237 50V49H236ZM243 50V49H242ZM241 50V51H242ZM16 51H17V49H16ZM39 51V50H38ZM42 51V50H41ZM52 51H53V49H52ZM91 51V50H90ZM97 51V50H96ZM145 50H143V51H141V52H139V54L140 55H138V57L140 56V57H142V62H144L143 64H144V67H146L147 66V68L151 65V66H155V65H153V63H155L156 61H157V59H159V62H160V60H161V56H163V54H161L160 56H158L159 55V53H158V55H152V53H150V54H146L145 52H144ZM160 51V50H159ZM222 51V50H221ZM224 51H225V49H224ZM230 51V50H229ZM235 51V50H234ZM238 51V50H237ZM241 51H240V53H241ZM249 51V50H248ZM262 51V50H261ZM1 52V51H0ZM8 53H9V51H7ZM14 52H15V50H14ZM30 52H28V53H30ZM37 52V51H36ZM44 51H42V53H43ZM80 52V51H79ZM85 52V51H84ZM88 52V51H87ZM86 52V53H87ZM98 52V51H97ZM132 52V51H131ZM163 51H160V53H162ZM217 52V51H216ZM227 52V51H226ZM251 52V51H250ZM256 52H258V51H256ZM4 53H5V51H4ZM22 53V52H21ZM45 53V52H44ZM89 53V55H90V52H88ZM130 53V52H129ZM134 53V52H133ZM180 53V52H179ZM191 53V52H190ZM230 53V52H229ZM239 53V54H240ZM259 53V52H258ZM36 54V53H35ZM41 54V53H40ZM39 54V55H40ZM46 54V53H45ZM45 54H43V56L45 55ZM52 54V53H51ZM80 53H78V55H79ZM83 54V53H82ZM85 54V53H84ZM102 54V53H101ZM124 54H125V52H124ZM123 54V55H124ZM136 54V53H135ZM165 54V53H164ZM181 54V53H180ZM192 54V53H191ZM224 54L225 55H227L225 52H224ZM234 54H235V52H234ZM248 54H249V52H248ZM3 55V54H2ZM8 55V54H7ZM29 55V54H28ZM106 55H108V54H106ZM130 55V54H129ZM165 55H167V54H165ZM186 56L188 55V54H185ZM222 55V54H221ZM229 55V54H228ZM17 56H19V54H17L16 55V57ZM37 56H38V53H37ZM91 56V55H90ZM96 56V55H95ZM98 56H99V53H98ZM98 56H97V58H98ZM109 56V55H108ZM107 56V57H108ZM194 56V55H193ZM233 56V55H232ZM243 56V55H242ZM259 56V55H258ZM15 57V58H16ZM31 57V56H30ZM40 57V56H39ZM83 57H84V55H83ZM86 57V56H85ZM89 57V56H88ZM94 57V56H93ZM114 57V56H113ZM116 57V56H115ZM114 57V58H115ZM129 57V56H128ZM137 57V58H138ZM168 57V56H167ZM184 57V56H183ZM195 57V56H194ZM228 57V56H227ZM230 57V56H229ZM237 57V56H236ZM244 57V56H243ZM261 57V56H260ZM12 58V57H11ZM10 58V59H11ZM24 58V57H23ZM35 58V57H34ZM43 58V57H42ZM90 58V57H89ZM94 58H96V57H94ZM102 58V57H101ZM131 59H132V57H130ZM134 58V57H133ZM136 58V59H137ZM172 58V57H171ZM223 58V60L224 59H226V58H224V57H222ZM234 58V57H233ZM232 58V59H233ZM258 58V57H257ZM13 59V58H12ZM28 59V58H27ZM40 59V58H39ZM62 59V58H61ZM65 59V58H64ZM64 59H62L63 61L62 62H64ZM84 58H82L80 55H79V57L77 58V59H74L73 57L71 58V63L69 64L68 63V66H66V68H64V69H66V74H65V77L67 78V77H69L70 76V74H72L73 72H75V70H76V68L78 67V65L81 67V65H82V60H83ZM102 59H104V57L102 58ZM140 59V58H139ZM164 59H166V58H164ZM190 59V58H189ZM230 59V58H229ZM231 59V60H232ZM3 60V59H2ZM5 60V59H4ZM130 60V59H129ZM228 60V59H227ZM234 60V59H233ZM248 60V59H247ZM254 60V59H253ZM10 61V60H9ZM20 61V60H19ZM22 61V60H21ZM20 61V62H21ZM24 61H25V59H24ZM40 61V60H39ZM89 61V60H88ZM93 61V60H92ZM97 61V60H96ZM99 61V60H98ZM139 61V60H138ZM138 61H136V62H138ZM141 61V60H140ZM139 61V62H140ZM165 61H167V60H165ZM192 60H190V62H191ZM238 61V60H237ZM244 61V60H243ZM245 61H246V59H245ZM249 61V60H248ZM2 62V61H1ZM4 62V61H3ZM11 62V61H10ZM9 62V63H10ZM13 62H14V60H13ZM29 62V61H28ZM66 62V61H65ZM118 62V61H117ZM116 62V63H117ZM121 62V61H120ZM138 62V63H139ZM161 62H163V61H161ZM160 62V63H161ZM169 62V61H168ZM167 62V63H168ZM198 62V61H197ZM227 62V61H226ZM234 62V61H233ZM232 62V63H233ZM12 63V62H11ZM10 63V64H11ZM17 63H19V62H17ZM16 63V64H17ZM22 63V62H21ZM46 63V62H45ZM59 63V62H58ZM84 63V62H83ZM97 63V62H96ZM123 63V62H122ZM121 63V64H122ZM128 63H130L129 61H128ZM138 63H136V64H138ZM200 63V62H199ZM232 63H230V64H232ZM236 63V62H235ZM234 63V64H235ZM263 63V62H262ZM10 64H9V66H10ZM20 64V63H19ZM26 64H27V62H26ZM31 64V63H30ZM63 64V63H62ZM94 64V63H93ZM123 64H125V63H123ZM122 64V65H123ZM126 64H127V61H126ZM134 64V63H133ZM142 64V65H143ZM165 64V63H164ZM226 64V63H225ZM238 64H240V63H238ZM237 64V66H239ZM252 64V63H251ZM18 65V64H17ZM16 65V66H17ZM21 65H23V64H21ZM52 65V64H51ZM89 66H90V64H88ZM119 65V64H118ZM146 65V66H145ZM196 65V64H195ZM254 65V64H253ZM0 66H1V64H0ZM49 66V65H48ZM60 65H56V67H59ZM84 66H85V64H84ZM83 66V67H84ZM88 66V67H89ZM103 66V65H102ZM109 66H111V68L113 67V64L112 65H109ZM114 66H115V64H114ZM124 66V65H123ZM128 66H130V65H128ZM150 66V67H151ZM157 66V65H156ZM155 66V67H156ZM192 66H193V63H192ZM252 66V65H251ZM250 66V67H251ZM3 67V66H2ZM13 67V66H12ZM17 67H19L20 68V66H17ZM49 67H51V66H49ZM82 67V68H83ZM116 67V66H115ZM138 67H139V65H138ZM161 67V66H160ZM165 67V66H164ZM163 67V68H164ZM191 67V66H190ZM212 67V66H211ZM223 67V66H222ZM230 67V66H229ZM234 67V66H233ZM232 67V68H233ZM253 67V66H252ZM256 67V66H255ZM254 67V68H255ZM261 67V66H260ZM10 69H11V67H9ZM81 68V69H82ZM97 68V67H96ZM110 68V69H111ZM114 68V67H113ZM128 68V67H127ZM130 68V67H129ZM133 68V67H132ZM142 68V67H141ZM159 68V67H158ZM157 68V69H158ZM166 68V67H165ZM165 68L164 69H162V72H163V70H165ZM215 68V67H214ZM238 68V67H237ZM22 69V68H21ZM55 69V68H54ZM53 69V70H54ZM57 69V68H56ZM63 69V70H64ZM78 69V68H77ZM117 70V67L116 68H114V70ZM126 69V68H125ZM124 69V70H125ZM154 69V68H153ZM219 69V68H218ZM243 69V68H242ZM247 69V68H246ZM248 69H250V68H248ZM258 69V68H257ZM12 70V69H11ZM62 70V71H63ZM95 70H97V69H95ZM100 70V69H99ZM120 70V69H119ZM128 70V69H127ZM134 70H135V68H134ZM143 70V69H142ZM150 70V69H149ZM152 70V69H151ZM159 70V69H158ZM194 70V69H193ZM260 70V69H259ZM9 71V70H8ZM7 70H6V72H8ZM82 71V70H81ZM85 71H87V70H85ZM121 71V70H120ZM130 71H132V70H130ZM138 71V70H137ZM187 71V70H186ZM218 71V70H217ZM253 71V70H252ZM254 71H256V70H254ZM10 72V71H9ZM13 72V71H12ZM20 72V71H19ZM54 72V71H53ZM57 72V71H56ZM83 72V71H82ZM101 72V71H100ZM125 72V71H124ZM144 72V71H143ZM146 72V71H145ZM187 72H189V71H187ZM196 72V71H195ZM239 72H240V70H239ZM262 72H264V71H262ZM16 73V72H15ZM14 73V74H15ZM63 73V72H62ZM77 73V72H76ZM78 73L80 74V70L78 71ZM86 73H88V72H86ZM90 73V72H89ZM88 73V74H89ZM96 73V72H95ZM107 73V72H106ZM108 73H110L109 71H108ZM142 73V72H141ZM140 73V74H141ZM153 73H154V71H153ZM165 73V72H164ZM190 73V72H189ZM192 73V72H191ZM194 73V72H193ZM244 73V72H243ZM13 74V73H12ZM13 74V75H14ZM17 74V73H16ZM53 74H55V73H53ZM83 75H81V77H87V76H85L86 74L85 73H82ZM87 74V75H88ZM91 74V73H90ZM100 74V73H99ZM114 74H115V72H114ZM118 74V73H117ZM139 73H138V75H140ZM146 74V73H145ZM148 74H150V73H148ZM147 74V75H148ZM156 74H157V72H156ZM161 74V73H160ZM163 74V73H162ZM166 74V73H165ZM246 74V73H245ZM261 74V73H260ZM93 75H94V73H93ZM121 75V74H120ZM123 75V74H122ZM127 75V74H126ZM133 75H135V73L133 74ZM146 75V76H147ZM181 75V74H180ZM186 75H187V77H189L190 79H191V84H194L197 80H199V78L198 79H196V78H192V77H190L187 73H186ZM212 75V74H211ZM15 76V75H14ZM13 76V77H14ZM44 76V75H43ZM46 76V75H45ZM47 76H49V74L47 75ZM53 76V75H52ZM73 76H75V74L73 75ZM79 76V75H78ZM91 76V75H90ZM98 76V75H97ZM154 76V75H153ZM158 76V75H157ZM162 76V75H161ZM167 76V75H166ZM182 76H184V75H182ZM216 76V75H215ZM261 76V75H260ZM264 76V75H263ZM11 77V76H10ZM106 77V76H105ZM107 77H108V75H107ZM110 77V76H109ZM124 78H125V76H123ZM128 77H130L129 75H128ZM135 78H136V76H134ZM133 77V78H134ZM140 77H142V76H140ZM150 77H151V75H150ZM155 77V76H154ZM204 77V76H203ZM206 77V76H205ZM208 77H210V76H207L206 78H208ZM245 77V76H244ZM262 77V76H261ZM261 77H259V79L261 80ZM49 78V77H48ZM48 78H46V79H48ZM120 78V77H119ZM131 78V77H130ZM142 78H144V77H142ZM153 78V77H152ZM210 78H213L212 76L210 77ZM209 78V79H210ZM215 78H217V77H215ZM246 78H247V76H246ZM246 78H244L245 80H246ZM253 78V77H252ZM16 79H17V77H16ZM65 79V78H64ZM74 79H75V77H74ZM77 79H80V78H77ZM86 79V78H85ZM91 79V78H90ZM92 79H93V76H92ZM96 80L98 79V78H95ZM101 79V78H100ZM99 79V80H100ZM110 80H111V78H109ZM145 79H147V78H145ZM144 79V80H145ZM151 79V78H150ZM179 79V78H178ZM214 79V78H213ZM212 79V80H213ZM225 79V78H224ZM250 79V78H249ZM255 79V78H254ZM264 79V78H263ZM13 80H15V79H13ZM19 80V79H18ZM34 80V79H33ZM88 80V79H87ZM94 80V79H93ZM105 80V79H104ZM103 80V81H104ZM127 80V79H126ZM142 80V79H141ZM154 80H156V78L154 79ZM159 80V79H158ZM157 80V81H158ZM167 80H169V79H167ZM186 80V79H185ZM219 80V79H218ZM226 80V79H225ZM253 80V79H252ZM12 81V80H11ZM90 81V80H89ZM118 81V80H117ZM116 81V82H117ZM147 81V80H146ZM205 81V80H204ZM211 81V80H210ZM215 81H216V79H215ZM224 80L222 79V82H223ZM249 81V80H248ZM256 81V80H255ZM263 82H264V80H262ZM10 82V81H9ZM73 82V81H72ZM72 82H70V83H68L69 85H71V88L73 87L72 85H73V83ZM85 82V81H84ZM131 81H129V83H130ZM132 82H135V80H132ZM151 82H152V80H151ZM166 82V81H165ZM171 82H172V80H171ZM170 82V83H171ZM176 82V81H175ZM207 83H208V81H206ZM214 82V81H213ZM212 82V83H213ZM240 82V81H239ZM262 82V83H263ZM12 83V82H11ZM14 83H15V81H14ZM13 83V84H14ZM22 83V82H21ZM25 83V82H24ZM27 83H28V81H27ZM75 83V82H74ZM80 83V82H79ZM83 83V82H82ZM81 83V84H82ZM86 83V82H85ZM153 83V82H152ZM160 83V82H159ZM162 83H164L163 82V79H162ZM168 83H169V81H168ZM177 83V82H176ZM242 82H240V84H241ZM20 84V83H19ZM49 84V83H48ZM78 84V83H77ZM84 84V83H83ZM90 84V83H89ZM110 84H111V82H110ZM110 84H108V83H106V85L109 87V85ZM131 84V83H130ZM129 84V85H130ZM132 84H134V83H132ZM146 84V85H145ZM145 84H142L141 86L142 87H140L137 83H136V87H137V85L140 87V89H141V92L144 94V96H147V94H151L152 92L150 91V89H148L147 88V86L149 85V87L150 88H152L151 87V83L149 84V82H147V83H145ZM148 84V85H147ZM183 84V83H182ZM186 84V83H185ZM189 84V83H188ZM198 84V83H197ZM206 84V83H205ZM18 85V84H17ZM80 85V84H79ZM91 85V84H90ZM153 85V84H152ZM163 85V84H162ZM165 85V84H164ZM166 85H167V83H166ZM178 85H180V83H178ZM187 85V84H186ZM185 85V86H186ZM190 85V84H189ZM215 85H216V83H215ZM222 85H224V84H222ZM243 85V84H242ZM11 86V85H10ZM64 86V85H63ZM82 86V85H81ZM86 86V85H85ZM88 86V85H87ZM93 86V85H92ZM91 86V87H92ZM95 86V85H94ZM100 86H102V88L101 89H103L104 90V87H105V82L104 83H102V85L100 84ZM106 86V87H107ZM160 86V85H159ZM184 86V85H183ZM209 86V85H208ZM218 86V85H217ZM225 86V85H224ZM13 87V86H12ZM37 87V86H36ZM67 87V86H66ZM96 87V86H95ZM111 87V86H110ZM122 87V86H121ZM175 87H176V85H175ZM187 87H189L188 85H187ZM205 87V86H204ZM210 87V86H209ZM221 87V86H220ZM219 87V88H220ZM243 87H245L244 85H243ZM21 88V87H20ZM39 88V87H38ZM37 88V89H38ZM41 88V87H40ZM64 88V87H63ZM70 88V89H71ZM86 88V87H85ZM88 88V87H87ZM94 88V87H93ZM181 88V87H180ZM186 88V87H185ZM197 88H198V86H197ZM203 88V87H202ZM248 88V87H247ZM256 88V87H255ZM15 89V88H14ZM32 89V88H31ZM73 89V88H72ZM76 89V88H75ZM137 89V88H136ZM174 89V88H173ZM177 89V88H176ZM182 89V88H181ZM180 89V90H181ZM190 89V88H189ZM193 89V88H192ZM208 89V88H207ZM209 89H211V87L209 88ZM209 89H208V91H209ZM216 89V88H215ZM257 89V88H256ZM45 90V89H44ZM62 90H64V89H62ZM68 90V89H67ZM94 90V89H93ZM108 90V89H107ZM161 90V89H160ZM159 90V91H160ZM172 90V89H171ZM175 90V89H174ZM179 90V89H178ZM179 90V91H180ZM183 90V89H182ZM187 90V89H186ZM185 90V91H186ZM199 90V89H198ZM212 90V89H211ZM221 90V89H220ZM243 90H244V88H243ZM250 90V89H249ZM248 89H247V91H249ZM65 91V90H64ZM73 91V90H72ZM77 91V90H76ZM94 91H96V89L94 90ZM102 91V90H101ZM155 91V90H154ZM153 91V92H154ZM168 91V90H167ZM187 91H189V90H187ZM186 91V92H187ZM192 91V90H191ZM199 91H201V89L199 90ZM203 91H204V89H203ZM219 90H217V92H218ZM39 92V91H38ZM48 92V91H47ZM85 92H87V91H85ZM91 92V91H90ZM93 92V91H92ZM100 92V91H99ZM104 92V91H103ZM109 92V91H108ZM155 92H157V91H155ZM171 92V91H170ZM235 92V91H234ZM13 93V92H12ZM16 93V92H15ZM26 93V92H25ZM24 93V94H25ZM66 93V92H65ZM71 93V92H70ZM74 93V92H73ZM84 93V92H83ZM96 92H94V94H95ZM166 93V92H165ZM168 93H169V91H168ZM174 93V92H173ZM172 93V94H173ZM183 93H184V91H183ZM188 93V92H187ZM190 93V92H189ZM216 93V92H215ZM246 93H248V92H246ZM245 93V94H246ZM51 94H52V92H51ZM50 94V95H51ZM60 94V93H59ZM106 94V93H105ZM113 94V93H112ZM153 94V93H152ZM155 94V93H154ZM27 95V94H26ZM113 95H115V94H113ZM113 95H110V96H113ZM160 95V94H159ZM163 95V94H162ZM167 95V94H166ZM169 95V94H168ZM189 95V94H188ZM187 95V96H188ZM191 95V94H190ZM16 96V95H15ZM17 96H18V93H17ZM25 96V95H24ZM34 96V95H33ZM51 96H53V95H51ZM82 96V95H81ZM85 96V95H84ZM89 96V95H88ZM152 96V95H151ZM156 96H158V95H156ZM173 96V95H172ZM178 96V95H177ZM231 96V95H230ZM232 96H233V94H232ZM54 98H55V96H53ZM63 97V96H62ZM90 97V96H89ZM93 97V96H92ZM91 97V98H92ZM96 97V96H95ZM98 97V96H97ZM114 97V96H113ZM117 97V96H116ZM154 97V96H153ZM159 97V96H158ZM170 97V96H169ZM15 98H17V97H15ZM32 98V97H31ZM46 98V97H45ZM75 98V97H74ZM81 98H83V97H81ZM99 98V97H98ZM111 99H113L112 97H110ZM120 98V97H119ZM162 98V97H161ZM180 98V97H179ZM187 98V97H186ZM190 98V97H189ZM72 99V98H71ZM77 99V98H76ZM76 99H75V101H76ZM87 99V98H86ZM95 99V98H94ZM148 99V98H147ZM163 99V98H162ZM172 99V98H171ZM181 99V98H180ZM211 99V98H210ZM217 99V98H216ZM8 100H10V98L8 99ZM48 100V99H47ZM73 100V99H72ZM85 100V99H84ZM88 100V99H87ZM90 100V99H89ZM93 100V99H92ZM108 100H110V99H108ZM146 100V99H145ZM151 99H149V101H150ZM175 100V99H174ZM18 101H19V99H18ZM17 101V102H18ZM27 101V100H26ZM28 101H30V100H28ZM51 101H52V99H51ZM54 101V100H53ZM67 101V100H66ZM70 101V100H69ZM111 101V100H110ZM109 101V102H110ZM147 101V100H146ZM217 101H218V99H217ZM231 101V100H230ZM10 102V101H9ZM42 102V101H41ZM40 102V100H39V103H41ZM56 102V101H55ZM78 102V101H77ZM89 102V101H88ZM91 102V101H90ZM89 102V103H90ZM94 102V101H93ZM93 102H92V104L91 105H93ZM101 102V101H100ZM108 102V101H107ZM108 102V103H109ZM187 102V101H186ZM224 102H225V100H224ZM232 102V101H231ZM30 103H32V101L31 102H28V106H30ZM38 103V102H37ZM36 103V104H37ZM43 103V102H42ZM52 103V102H51ZM62 103L64 104V98H63V100H62ZM74 103V102H73ZM83 103V102H82ZM96 103V102H95ZM229 103V102H228ZM13 104V103H12ZM60 104V103H59ZM72 104V103H71ZM84 104V103H83ZM88 104V103H87ZM86 104V105H87ZM163 104H164V102H163ZM167 104V103H166ZM166 104H164V105H166ZM189 104V103H188ZM16 105V104H15ZM26 105V104H25ZM39 105V104H38ZM62 104H60V106H61ZM67 105V104H66ZM69 105V104H68ZM72 105H74V104H72ZM75 105H76V103H75ZM74 105V106H75ZM82 105V104H81ZM185 105H187V104H185ZM211 105H212V103H211ZM219 105V104H218ZM41 106V105H40ZM63 106V105H62ZM99 106V105H98ZM160 106V105H159ZM216 106V105H215ZM240 106V105H239ZM26 107V106H25ZM31 107V106H30ZM58 107V106H57ZM69 107L70 108H72L70 105H69ZM68 107V108H69ZM94 107H95V104H94ZM113 106H111V108H112ZM169 107V106H168ZM171 107V106H170ZM17 108V107H16ZM167 108V107H166ZM32 108H28V111H27V115H29V114H31L30 112H29V110H31ZM34 109H36V108H34ZM42 110H43V108H41ZM74 109V108H73ZM87 109V108H86ZM105 109V108H104ZM206 109L207 108H205V111H206ZM216 109H218V108H216ZM14 110H15V108H14ZM13 110V111H14ZM33 110V109H32ZM37 110V109H36ZM35 110V111H36ZM45 110V109H44ZM43 110V111H44ZM55 110V109H54ZM69 110V109H68ZM102 110V109H101ZM170 110V109H169ZM176 110V109H175ZM174 110V111H175ZM226 110V109H225ZM9 111H10V109H9ZM24 111H26V109H24ZM34 111V110H33ZM73 111H75V110H73ZM81 111H83V110H81ZM104 111V110H103ZM111 111H114V110H111ZM172 111H173V109H172ZM173 111V112H174ZM204 111V110H203ZM217 111V110H216ZM220 111V110H219ZM242 111V110H241ZM76 112H77V109H76ZM80 112V111H79ZM109 112V111H108ZM230 112V111H229ZM243 112V111H242ZM7 113V112H6ZM35 113V112H34ZM78 113V112H77ZM99 113V112H98ZM111 113V112H110ZM113 113V112H112ZM174 113H176V111L174 112ZM26 114V113H25ZM38 115H33V113H32V115H33V117H34V119H33V117H32V122H33V124H35L36 122L35 121H37V120H39V119H37L38 117H40V113L38 112L37 113ZM43 115H45L44 113H42ZM53 114V113H52ZM65 114H66V112H65ZM69 114V113H68ZM79 114V113H78ZM206 114V113H205ZM207 114H208V112H207ZM218 114H220L219 112H218ZM221 114H224V113H222L221 112ZM227 114V113H226ZM249 114V113H248ZM253 114V113H252ZM9 115V114H8ZM10 115H12V114H10ZM42 115V116H43ZM58 115V114H57ZM71 115V114H70ZM70 115H68V116H70ZM75 115H77V114H75ZM110 115V114H109ZM245 115V114H244ZM38 116V117H37ZM41 116V117H42ZM46 116V115H45ZM54 116V115H53ZM63 116V115H62ZM127 116V115H126ZM205 116V115H204ZM228 116V115H227ZM226 116V117H227ZM238 116V115H237ZM246 116H247V114H246ZM249 116V115H248ZM5 117V116H4ZM8 117V116H7ZM14 115H13V119H14ZM19 117H22V118H24V119H20ZM46 117H48V116H46ZM67 117V116H66ZM72 117V116H71ZM74 117V116H73ZM88 117H90L89 115H88ZM117 117V116H116ZM119 117H121V116H119ZM129 117H131V115L129 116ZM151 117V116H150ZM200 117V116H199ZM221 117V116H220ZM225 117V116H224ZM225 117V118H226ZM253 117V116H252ZM30 118V116L29 117H24V115H22V116H17L16 115V117H15V119H17V120H21V121H23L22 123H24L26 120H30L29 119ZM44 118V117H43ZM61 119L63 118V117H60ZM69 118V117H68ZM110 118H111V115H110ZM188 118V117H187ZM194 118V117H193ZM192 118V119H193ZM212 118V117H211ZM218 118V117H217ZM233 118H234V116H233ZM240 118V117H239ZM245 118V117H244ZM244 118H243V120H244ZM51 119V118H50ZM54 119V118H53ZM76 119V118H75ZM88 119V118H87ZM93 119V118H92ZM132 119V118H131ZM130 119V120H131ZM154 119V118H153ZM189 119V118H188ZM241 119V118H240ZM41 120V119H40ZM60 120V119H59ZM64 120V119H63ZM100 120V119H99ZM195 120V119H194ZM224 120V119H223ZM226 120H227V118H226ZM225 120V121H226ZM253 120V119H252ZM6 121V120H5ZM45 121V120H44ZM48 121V120H47ZM58 121V120H57ZM69 122H70V119L68 120ZM78 121V120H77ZM81 121V120H80ZM113 121V120H112ZM115 121V120H114ZM120 121V120H119ZM147 121H149V120H147ZM150 121H151V119H150ZM149 121V122H150ZM214 121V120H213ZM240 121V120H239ZM241 121H242V119H241ZM17 122H19V121H17ZM61 122V121H60ZM59 122V123H60ZM72 122V121H71ZM71 122H70V124H71ZM82 122V121H81ZM87 122H88V120H87ZM136 122V121H135ZM138 122V121H137ZM153 122V121H152ZM215 122V121H214ZM243 122V121H242ZM12 123V122H11ZM21 123V124H22ZM26 123V122H25ZM84 123H86V122H84ZM105 123V122H104ZM134 123V122H133ZM225 123V122H224ZM223 123V124H224ZM228 123V122H227ZM6 124V123H5ZM8 124V123H7ZM102 124V123H101ZM108 124V123H107ZM123 124H125V123H123ZM127 124V123H126ZM136 124V123H135ZM142 124H144V123H142ZM17 125H19V124H17ZM24 125V124H23ZM27 125V124H26ZM29 125V124H28ZM45 125H46V123H45ZM44 125V126H45ZM62 126H63V124H61ZM60 125V126H61ZM76 125V124H75ZM103 125V124H102ZM105 125V124H104ZM120 125V124H119ZM148 125V124H147ZM173 125V124H172ZM217 125V124H216ZM245 125H247V124H245ZM6 126V125H5ZM9 126H12V124H10ZM14 126V125H13ZM34 126V125H33ZM37 126H39V125H37ZM52 126V125H51ZM54 126H56V125H54ZM79 126H82V125H79ZM98 126V125H97ZM133 126H134V124H133ZM214 126V125H213ZM218 126V125H217ZM31 127V126H30ZM36 127V126H35ZM42 127H43V124H42ZM47 127L48 128H50V124H49V122H48V125H47ZM63 127H65V126H63ZM106 127V126H105ZM109 127H110V125H109ZM141 127H144V126H141ZM215 127V126H214ZM223 127V126H222ZM15 128H16V126H15ZM26 128V127H25ZM36 128H38V127H36ZM36 128H33V129H36ZM59 128V127H58ZM61 128V127H60ZM76 128V127H75ZM97 128V127H96ZM115 128V127H114ZM219 128H221V127H219ZM225 128V127H224ZM8 129H9V127H8ZM11 129V128H10ZM17 129H19V128H17ZM24 129V128H23ZM32 129V128H31ZM41 129V128H40ZM43 129V128H42ZM104 129V128H103ZM102 129V130H103ZM105 129H110V128H105ZM133 129H134V127H133ZM223 129V128H222ZM16 130V129H15ZM19 130H21V127H20V129ZM27 130H28V128H27ZM30 130V129H29ZM44 130V129H43ZM69 130V129H68ZM76 130V129H75ZM79 130H81V127L79 128ZM115 130V129H114ZM228 130V129H227ZM230 130V129H229ZM9 131V130H8ZM24 131V130H23ZM23 131H22V133H23ZM31 131V130H30ZM33 131V130H32ZM40 131V130H39ZM74 131V130H73ZM99 131V130H98ZM106 131H108L109 132V130H106ZM219 131H220V133L223 131H221L220 129H219ZM218 131V132H219ZM231 131V130H230ZM229 131V132H230ZM25 132V131H24ZM41 132V131H40ZM76 132H77V130H76ZM137 132V131H136ZM226 132V131H225ZM224 132V133H225ZM236 132V131H235ZM0 133H1V131H0ZM5 133H7V132H5ZM35 133V132H34ZM59 133V132H58ZM74 133V132H73ZM115 133V132H114ZM128 133V132H127ZM184 133V132H183ZM220 133H217V134H220ZM249 133V132H248ZM2 134L3 133H1V136H2ZM17 134V133H16ZM59 134H61V133H59ZM98 134V133H97ZM110 134H113V132L112 133H110ZM182 134V133H181ZM251 134H252V132L250 131V133H249V135H247V136H244V137H247L248 139L250 138V140H252V139H257L256 138V136H251ZM262 134V133H261ZM10 135H12V133L10 134ZM9 135V136H10ZM76 135V134H75ZM107 135H109V134H107ZM116 135V134H115ZM122 135V134H121ZM120 135V136H121ZM184 135V134H183ZM190 135V134H189ZM237 135V134H236ZM235 135V137H237ZM245 135V134H244ZM253 135H255V133H253ZM8 136V137H9ZM14 136H20V134L19 135H14ZM64 136H66V135H64ZM97 136V135H96ZM95 136V137H96ZM179 136H180V134H179ZM220 136V135H219ZM229 136V135H228ZM241 136V135H240ZM257 136H259V135H257ZM12 137V136H11ZM17 137H16V140H17ZM21 137H22V135H21ZM43 137H45V135L43 136ZM55 137V136H54ZM58 137H60V136H58ZM70 137V136H69ZM73 137V136H72ZM94 137V136H93ZM111 137H112V135H111ZM127 137H128V135H127ZM185 137V136H184ZM216 137H217V135H216ZM230 137H233V136H231L230 135ZM14 138V137H13ZM23 138V137H22ZM27 138V137H26ZM29 138V137H28ZM52 136H51V134H49V133H47V139H48V141H51L52 140ZM75 138V137H74ZM188 138V137H187ZM187 138L185 139V138H183L182 140H180L179 139V141L181 142L180 144H182V150H184L185 148H187V147H189V146H191V144L190 143H188V141H187ZM227 137H224V139H226ZM7 139V138H6ZM5 139V140H6ZM15 139V138H14ZM19 139V138H18ZM21 139V138H20ZM24 139H25V137H24ZM47 139H45V140H47ZM63 139H65L64 137L62 138V139H60L61 141L63 140ZM73 139V138H72ZM76 139V138H75ZM128 139V138H127ZM215 139V138H214ZM224 139H222L223 140V142H226V141H224ZM245 140L244 141H246V138H244ZM15 140V141H16ZM31 140V139H30ZM39 140V139H38ZM95 140V139H94ZM130 140V139H129ZM228 140L229 141H231L229 138H228ZM233 141H234V138L232 139ZM241 140V139H240ZM258 140V139H257ZM8 141V140H7ZM21 141H23V140H20V143H21ZM27 141V140H26ZM60 141V142H61ZM75 141V140H74ZM76 141H78V140H76ZM89 141L91 142V139H88V141H86V145L85 146H83V147H86L87 149H90L91 147H93V146H89ZM124 141V140H123ZM238 141H239V139H238ZM248 141V140H247ZM17 142V141H16ZM24 142V141H23ZM36 141H34V143H35ZM65 141L63 140V142H62V144L64 143ZM68 142V141H67ZM129 142V141H128ZM190 142V141H189ZM259 144L261 145V146H263L264 145V139H260L259 141ZM257 142V143H258ZM2 143H3V141H2ZM19 143V142H18ZM70 143V142H69ZM179 143V142H178ZM177 143V144H178ZM222 143V142H221ZM247 143H250V142H247ZM247 143H246V146H247ZM9 144H11V142H9ZM37 145H38V142L36 143ZM42 144V143H41ZM52 144V143H51ZM61 144V143H60ZM71 144V143H70ZM75 144H77V143H75ZM83 144V143H82ZM82 144H80V145H82ZM131 143L129 142L128 143V145H130ZM151 144V143H150ZM149 144V145H150ZM222 144H224V143H222ZM232 144V143H231ZM251 144V143H250ZM2 145V144H1ZM32 145V144H31ZM65 145H67V144H65ZM195 145V144H194ZM238 145V144H237ZM3 146V145H2ZM12 146V145H11ZM10 146V147H11ZM43 145H41V146H39L40 148L42 147ZM51 146V145H50ZM72 146V145H71ZM104 146V145H103ZM213 146V145H212ZM254 146V145H253ZM252 146V147H253ZM32 147H33V145H32ZM61 147H64V146H61L60 145V148ZM69 147V146H68ZM83 147H79L78 149H75L74 150V148L71 150V154L73 153V156H74V159H70L69 161L71 162V164L68 166V168H66V165H65V162L63 161V160H61V163H62V161H63V166L65 167V169H70V168H72L73 170H75L76 171V166L78 165V153H82L83 152ZM150 146H148V148H149ZM168 147V146H167ZM218 147V146H217ZM248 147V146H247ZM6 148V147H5ZM8 148V147H7ZM17 148V147H16ZM46 148V147H45ZM65 148V147H64ZM96 148V147H95ZM94 148V149H95ZM103 148H105V146L103 147ZM222 148V147H221ZM220 148V149H221ZM243 148H245V147H243ZM262 148V147H261ZM97 149V148H96ZM96 149L94 150V151H92V153H91V155L89 156V158H88V160L90 159H92L93 157H96V156H98L99 155V153L96 151ZM168 149V148H167ZM219 149V148H218ZM223 149V148H222ZM8 150V149H7ZM6 150V151H7ZM15 150V149H14ZM31 150V149H30ZM29 150V151H30ZM50 150V149H49ZM90 150H92V149H90ZM106 150V149H105ZM104 150V151H105ZM128 150V149H127ZM149 150H150V148H149ZM191 150V149H190ZM205 150V149H204ZM258 150V149H257ZM264 150V149H263ZM262 150V151H263ZM3 151V150H2ZM13 151V150H12ZM34 151V150H33ZM102 151V150H101ZM132 151V150H131ZM158 151V150H157ZM195 151V150H194ZM193 150H191V153L192 152H194ZM241 151V150H240ZM19 152V151H18ZM48 152V151H47ZM106 152V151H105ZM108 152V151H107ZM133 152V151H132ZM131 152V153H132ZM143 152V151H142ZM142 152H141V154H142ZM172 152V151H171ZM195 152H197V151H195ZM208 152V151H207ZM251 152H252V150H251ZM255 152V151H254ZM39 153V152H38ZM42 153V152H41ZM40 153V154H41ZM45 153V152H44ZM58 153H60V150H59V146L58 145H55V147L53 148V151H52V153L51 154H53L54 155V157L55 158H57V154ZM138 153H140V152H137V154ZM201 153V152H200ZM205 153V152H204ZM216 153V152H215ZM2 154V153H1ZM11 154V153H10ZM10 154H8V155H10ZM19 154V153H18ZM33 154V153H32ZM46 154V153H45ZM83 154V153H82ZM102 154H105L104 152H102ZM109 154H112L111 152L109 153ZM144 154V153H143ZM142 154V155H143ZM173 154H175V153H173ZM188 154V153H187ZM186 154V155H187ZM201 154H203V153H201ZM222 154V153H221ZM8 155H7V157H8ZM30 155V154H29ZM56 155V156H55ZM60 155V154H59ZM140 155V154H139ZM177 155V154H176ZM184 155V154H183ZM204 155V154H203ZM20 156V155H19ZM83 156V155H82ZM105 156H106V154H105ZM136 156V155H135ZM134 156V157H135ZM181 156V155H180ZM190 156V155H189ZM257 156H258V153H257ZM4 157H5V155H4ZM30 157V156H29ZM41 157V156H40ZM102 157V156H101ZM133 157V158H134ZM137 157V156H136ZM172 157H174V156H172ZM195 157H197V156H195ZM207 157V156H206ZM82 158V157H81ZM110 158H112V157H110ZM109 158V159H110ZM179 158V157H178ZM188 158V157H187ZM190 158V157H189ZM208 158V157H207ZM2 159V158H1ZM20 159V158H19ZM27 159V158H26ZM42 159V158H41ZM40 159V160H41ZM62 159V158H61ZM80 159V158H79ZM138 159V161H139V164L142 162L141 161V158H140V156L139 157H137L136 158V160ZM169 159H170V157H169ZM180 159V158H179ZM16 160V159H15ZM39 159H37V161H38ZM39 160V161H40ZM44 160V159H43ZM100 160V159H99ZM173 160H174V158H173ZM27 161V160H26ZM82 161V160H81ZM134 161H135V159H134ZM197 161V160H196ZM4 162H5V160H4ZM3 162V163H4ZM9 162V161H8ZM83 162V161H82ZM130 162H132L131 160H130ZM174 162V161H173ZM172 162V163H173ZM176 162H177V160H176ZM198 162V161H197ZM11 163V162H10ZM9 163V164H10ZM19 163V162H18ZM29 163V162H28ZM27 163V164H28ZM32 163H33V161H32ZM42 163V162H41ZM45 163H46V161H45ZM79 163H81V162H79ZM169 163V162H168ZM178 163V162H177ZM12 164V163H11ZM34 164H36V163H34ZM44 164V163H43ZM47 164V163H46ZM77 164V165H76ZM85 164H88L87 162L85 163ZM180 164V163H179ZM178 164V165H179ZM199 164H201V163H199ZM263 164V163H262ZM20 165L22 166V167H25L24 165H23V163H20ZM96 165V164H95ZM104 165V164H103ZM194 165V164H193ZM206 165V164H205ZM19 166V165H18ZM39 166V165H38ZM180 166V165H179ZM263 166V165H262ZM2 167V166H1ZM20 167V166H19ZM35 167H37V166H35ZM42 167V166H41ZM79 167V166H78ZM81 167V166H80ZM112 167V166H111ZM208 167V166H207ZM214 167V166H213ZM44 168V167H43ZM166 168V167H165ZM173 168H175V167H173ZM196 168V167H195ZM215 168H217L216 166H215ZM7 169H8V167H7ZM6 169V170H7ZM10 169V168H9ZM14 169V168H13ZM36 169V168H35ZM81 169H84V167H81ZM111 169V168H110ZM178 169V168H177ZM184 169V168H183ZM15 170V169H14ZM17 170V169H16ZM19 170H21V169H19ZM39 170V169H38ZM72 170V172H74ZM87 170H89V169H87ZM87 170H83V171H80V172H82L83 173V175H85V172H87V174H88V171ZM112 170V169H111ZM110 170V171H111ZM209 170V169H208ZM216 170V169H215ZM219 170V169H218ZM228 170V169H227ZM7 171H10V170H7ZM6 171V172H7ZM18 171V170H17ZM78 171V170H77ZM213 171V170H212ZM224 171V170H223ZM245 171V170H244ZM248 171V170H247ZM251 171V170H250ZM15 172V171H14ZM21 172V171H20ZM35 172H36V170H35ZM41 172V171H40ZM69 172V171H68ZM112 172H113V170H112ZM111 172V173H112ZM143 172V171H142ZM211 172V171H210ZM216 173H218L217 171H215ZM236 172V171H235ZM25 173V172H24ZM67 173V172H66ZM78 173V172H77ZM117 173H119V172H117ZM228 173V172H227ZM247 173H249V171L247 172ZM8 174V173H7ZM12 174V173H11ZM14 174H16V173H14ZM32 174V173H31ZM34 174V173H33ZM75 174V173H74ZM74 174L73 173H71L70 172V175L69 176H71L67 181H70V182H72L73 180H74V178H73V176H74ZM213 174H215L214 172H213ZM231 174V173H230ZM38 175V174H37ZM91 175V173L89 174V176ZM111 175V174H110ZM153 175V174H152ZM222 175V174H221ZM233 175V174H232ZM10 176V175H9ZM13 176H15V175H13ZM32 176V175H31ZM95 176V175H94ZM108 176V175H107ZM115 176V175H114ZM116 176H117V174H116ZM128 176V175H127ZM155 176V175H154ZM213 176V175H212ZM16 177V176H15ZM27 177V176H26ZM68 176L67 175H60L59 177H57L56 179H60L61 180V184H59V185H53L52 187L54 188V192H55V194L53 193H51L50 194V196H52V197H50L51 199L50 200H48V202H49V207L47 206L46 207V205L45 204H42L41 205V210H40V208H36V206L35 205H32V204H27V202L25 201V203H26V206L24 207V208H22L24 211H25V215L28 217V218H25V219H27V221H26V224H24L25 225V227H27V230H28V233L29 234H31L30 236H28V237H30V244L29 243H27L28 241V238H26L27 240H25L24 239V241H27V242H23L24 244H27V245H22L21 244V249H20V244L19 245H17L18 247H19V249L18 248H16L15 250L13 249L12 250V246L13 245H15V243L17 242V240H15L14 241V239L12 240L13 241V243L11 244V243H8V241L9 240H11V239H6L7 237L9 238V236H7L6 238H1L0 237V241H4V244H5V248L4 249H6V250H8V249H10L11 248V250L13 251V255L15 256V255H17L18 257L21 255V254H23L22 256V259H24V258H28V260L30 259V261H29V263L30 264H37V263H39V260L37 259V256H39V255H37L38 254V252H39V250H40V248L42 249V254L40 255V261L41 262H44V264H53V262L52 261H54V260H59V262L60 263H58V264H80V260L79 259H75V258H73L72 256H73V254L71 253V254H68V252H66L65 250H67V248H68V246H70V244L71 243H73L72 241L74 240V236H75V234H76V237H75V239L77 240V233L78 232H73V234H72V236H71V232H70V236H68L69 238H71L70 240V244L68 243V242H64L65 244H63V243H61V245H57V243H58V237L57 236H59L60 234L62 235V233L61 232H59L60 231V229L62 228V229H64V230H69V228L70 227H74L75 226V224H73V222H72V220H75V215L76 214H78V216H80V214H82L83 213V215H84V213L85 212H87L89 209L91 210L92 209V207L94 208V206H90L89 204H88V202H86V201H81V199L79 200V198L76 196V194H75V196H72V194H69L68 193V184H67V181H63V179L64 178H67ZM84 177V176H83ZM125 177H126V175H125ZM151 177V176H150ZM153 177V176H152ZM158 177V176H157ZM217 177V176H216ZM223 177H224V175H223ZM238 177L240 178V179H238ZM253 177V176H252ZM252 177H248L247 175H245V172H243V171H241V172H238V173H236V177L233 179V184H231V190H225L224 191V195L228 198V201H226V202H228V203H230V206L231 207H227L231 212H232V217L231 218H233V219H235V220H238V221H240L239 219L242 217V212L243 211H245V213H246V209L248 208L249 210H250V214H252L253 215V212L254 211H256V212H258L259 214H261V216L264 218V177H263V175L261 174V175H259V176H257V179L256 180H253V178ZM255 177V176H254ZM19 178L20 179H23V180H25V177L23 176H19ZM33 178V177H32ZM80 178V177H79ZM110 179L112 178H114L113 176H111V177H109ZM147 178V177H146ZM149 178V177H148ZM14 179V178H13ZM34 179H35V177H34ZM55 179V180H56ZM155 179H157L156 178V176H155ZM189 180H190V178H188ZM218 179V178H217ZM216 179V180H217ZM223 179V178H222ZM221 179V180H222ZM229 179V178H228ZM38 180V179H37ZM82 180H84V178L82 179ZM87 180H92V177H90V179H87ZM96 180V179H95ZM147 180V179H146ZM185 180V179H184ZM220 180V181H221ZM8 181V180H7ZM15 181V180H14ZM21 181V180H20ZM33 181V180H32ZM31 181V182H32ZM141 181H145V180H141ZM219 181V182H220ZM9 182V181H8ZM13 182V181H12ZM11 182V183H12ZM85 183L86 181H80V182H76L75 184L77 185L78 183ZM112 182H113V180H112ZM147 182H149V181H147ZM146 182V183H147ZM167 182V181H166ZM226 182V181H225ZM232 182V181H231ZM19 183H21V182H19ZM22 184H23V182H22ZM37 184H39V183H37ZM224 184V183H223ZM226 184H227V182H226ZM241 184H244V186H245V192H243V190H244V186L243 187H241L240 185ZM7 185H8V183H7ZM6 184H5V180L3 179V178H0V192H2V193H7V192H9L7 189L9 188V186H7ZM19 185V184H18ZM36 185V184H35ZM73 185V184H72ZM225 185V184H224ZM228 185V184H227ZM21 186V185H20ZM27 186V185H26ZM32 186V185H31ZM120 186V185H119ZM12 187V186H11ZM13 187H14V185H13ZM16 187H18V186H16ZM15 187V188H16ZM121 187V186H120ZM19 188V187H18ZM36 188V187H35ZM97 188V187H96ZM21 189V188H20ZM25 189H26V187H25ZM29 189V188H28ZM31 189H33V188H31ZM142 189V188H141ZM166 189H168V188H166ZM165 189V190H166ZM191 189H192V187H191ZM10 190V189H9ZM19 190V189H18ZM22 190V189H21ZM49 190V189H48ZM103 190V189H102ZM143 190V189H142ZM190 190V189H189ZM208 190H210V189H208ZM31 191V190H30ZM124 191V190H123ZM123 191L121 192V190L120 189H118V190H116V192H117V195H118V197L120 198V197H122L123 195H122V193H123ZM23 192H26V191H23ZM114 192H115V190H114ZM125 192V191H124ZM169 192V191H168ZM206 192V191H205ZM11 193H12V191H11ZM32 193H34V191L32 192ZM72 193V192H71ZM107 193V192H106ZM127 193V192H126ZM143 193V192H142ZM197 193H200V192H198L197 191ZM99 194V191H97V193L96 194H94V195H98ZM104 194V193H103ZM144 194V193H143ZM146 194V193H145ZM166 194V193H165ZM195 195H196V193H194ZM202 194V193H201ZM10 195H12V194H10ZM9 195V196H10ZM25 195V194H24ZM29 195V194H28ZM35 195H37L36 193H35ZM73 195H74V193H73ZM124 195H126L127 196V198H128V194H124ZM169 195V194H168ZM178 195V194H177ZM199 195V194H198ZM208 195V194H207ZM3 196V195H2ZM2 196H1V198H2ZM5 196V195H4ZM19 196H21V195H18V197ZM34 196V195H33ZM71 197V199L69 200V201H71V202H69L68 200H65V198L66 197ZM129 196H131V195H129ZM197 196V195H196ZM201 196V195H200ZM199 196V197H200ZM11 197V196H10ZM9 197V198H10ZM13 197V196H12ZM90 197V196H89ZM108 197V196H107ZM174 197V196H173ZM207 197H209V196H207ZM224 197V196H223ZM92 198V197H91ZM90 198V199H91ZM222 198V197H221ZM26 199H27V197H26ZM131 199V198H130ZM213 199V198H212ZM13 200V199H12ZM31 200H33V199H31ZM86 200V199H85ZM119 200V199H118ZM156 200V199H155ZM154 200V201H155ZM182 200V199H181ZM220 200V199H219ZM222 200V199H221ZM224 200V199H223ZM222 200V201H223ZM240 200V201H239ZM7 201H10V200H7ZM30 201V200H29ZM92 201V200H91ZM158 201V200H157ZM221 201V202H222ZM241 201H248V202H250V204L248 205V206H245V205H243L242 204V202ZM14 202V201H13ZM47 202V203H48ZM131 202V201H130ZM147 202V201H146ZM233 202H235V203H233ZM4 203V202H3ZM28 203H30V202H28ZM45 203V202H44ZM61 203H63V204H65V205H67V207L68 206H72V209H68V210H66V208H65V206H64V210H62V209H60V213L58 212V211H56L57 209H58V205H60ZM119 203V202H118ZM160 203V202H159ZM162 203H163V201H162ZM183 203V202H182ZM10 204V203H9ZM40 204V203H39ZM38 204V205H39ZM210 204V203H209ZM221 204V203H220ZM226 204V203H225ZM2 205V204H1ZM11 205V204H10ZM25 205V204H24ZM80 205L81 206H83V211L81 212V209H80ZM127 205V204H126ZM145 205V204H144ZM146 205H147V203H146ZM151 205V204H150ZM211 205V204H210ZM229 205V204H228ZM20 206V205H19ZM70 206V207H71ZM135 206V204H133L132 205V202H131V205H129V207H128V209L127 210H125V213H123L122 214V217H120V216H118V218H116V220H113V219H111V221H113V222H109L108 220L106 221V222H104L103 220H100V219H96V220H98L97 222H94V224L96 225V227L94 226V224L93 225H91V226H93L95 229L96 228H98V229H100L101 230V234H103L104 232L105 233H107L108 231H110L111 229H118V228H120V225H121V223L122 222H125L126 223V220H124L125 218H126V216L127 215H133V216H136V213H131L132 212V210H131V208L132 209H134L133 207ZM227 206V205H226ZM15 207V206H14ZM40 207V206H39ZM63 207V206H62ZM147 207V206H146ZM12 208V207H11ZM127 208V207H126ZM224 208V207H223ZM225 210V209H224ZM9 212H10V210H8ZM18 211V210H17ZM23 211V212H24ZM134 211V210H133ZM12 212V211H11ZM55 212H57L56 214H55ZM145 212H146V210H145ZM166 212V211H165ZM181 212V211H180ZM13 213V212H12ZM93 213V212H92ZM184 213V212H183ZM15 214H16V212H15ZM14 214V215H15ZM86 214V213H85ZM89 214V213H88ZM120 214V213H119ZM244 214V213H243ZM247 214V213H246ZM24 215V216H25ZM170 215V214H169ZM177 215V214H176ZM183 215V214H182ZM182 215H179V216H176V217H174L173 216V214H171L170 216H173V217H170L171 218V220H172V224L174 225V229L176 230V229H178V228H184V227H186L185 226V223L186 224H189V222H190V219H188V217L187 216H182ZM100 217V216H99ZM230 217V215L228 216V218ZM13 218V217H12ZM81 218V217H80ZM85 218V217H84ZM217 218H219V217H217ZM22 219V218H21ZM92 219V218H91ZM90 219V220H91ZM167 220H168V218H166ZM183 220H185L186 222H184ZM225 220V219H224ZM230 220V219H229ZM82 221V220H81ZM88 221V219L86 220V222ZM95 221V220H94ZM101 221V222H100ZM127 221H130L129 219L127 220ZM196 221V220H195ZM244 221H245V219H244ZM24 222V221H23ZM79 222V221H78ZM77 222V224H79ZM86 222H85V227H83L79 232H82L83 230H87V227H86ZM235 222V221H234ZM237 222V221H236ZM240 222H242V221H240ZM239 222V225H242V223H240ZM260 222V221H259ZM262 222V221H261ZM76 223V222H75ZM93 223V222H92ZM129 223V222H128ZM171 223V222H170ZM132 224H134V223H132ZM132 224H130V225H132ZM195 224V223H194ZM230 224V223H229ZM1 225H3V224H1ZM80 225V224H79ZM152 225V224H151ZM231 225V224H230ZM11 226V225H10ZM22 226V225H21ZM77 226V225H76ZM107 226V227H106ZM126 226H128L127 224H126ZM189 226V225H188ZM197 226V225H196ZM18 227V226H17ZM24 227V226H23ZM192 227V226H191ZM2 228V227H1ZM19 228V227H18ZM125 228V227H124ZM130 228H131V226H130ZM190 228V227H189ZM9 229V228H8ZM11 229V228H10ZM9 229V230H10ZM17 229V228H16ZM242 229H244V232H246L245 230H248L246 227L244 228V227H241V230ZM26 230V229H25ZM16 231V230H15ZM21 231V230H20ZM62 231V230H61ZM69 231H72V230H69ZM130 231V230H129ZM236 231H238L237 229H236ZM259 231H260V229H259ZM11 232V231H10ZM64 232V231H63ZM97 232V231H96ZM134 232V231H133ZM260 232H262V231H260ZM2 233H3V230H2ZM7 233V232H6ZM26 233V232H25ZM5 234V233H4ZM27 234V233H26ZM236 234V233H235ZM3 235V234H2ZM1 235V233H0V236H2ZM9 235V234H8ZM64 235V234H63ZM93 235H95V236H97V233L95 234H93ZM237 235V234H236ZM4 236H6V235H4ZM64 236H66V234L64 235ZM85 236V235H84ZM120 236V235H119ZM122 236V235H121ZM242 236V235H241ZM252 236L253 235H250L249 234V237L247 236V235H244V238L240 241V243H243L244 241L245 242H248L251 238H252ZM62 237V236H61ZM78 237L80 238V241L83 239L82 238V236L80 237V234H78ZM87 237V236H86ZM92 237V236H91ZM98 237H100V236H98ZM147 237V236H146ZM243 237V236H242ZM65 238V237H64ZM90 238V237H89ZM93 238V237H92ZM120 238V237H119ZM143 238V237H142ZM199 238V237H198ZM197 238V239H198ZM201 238V237H200ZM238 238V237H237ZM259 238V237H258ZM257 238V239H258ZM23 239V238H22ZM96 239V238H95ZM185 239V238H184ZM19 240V239H18ZM85 240H86V238H85ZM93 240V239H92ZM108 240H110V239H108ZM129 240V239H128ZM145 240H146V238H145ZM205 240V239H204ZM60 241V240H59ZM66 241V240H65ZM88 241V240H87ZM96 241V240H95ZM95 241H94V244H95ZM259 241V240H258ZM263 241V240H262ZM262 241H260V243L262 242ZM77 242H78V240H77ZM130 241H128V243H129ZM137 242V241H136ZM177 242V241H176ZM189 242V241H188ZM200 242V241H199ZM81 243V242H80ZM131 243V242H130ZM133 243V242H132ZM131 243V244H132ZM137 243H140V241H138ZM136 243V244H137ZM181 243H183V242H180V244ZM195 243V242H194ZM202 243V242H201ZM205 243V242H204ZM84 244V243H83ZM82 244V245H83ZM99 244V243H98ZM97 244V245H98ZM108 244V243H107ZM115 244V243H114ZM127 244V243H126ZM126 244H125V246H126ZM130 244V245H131ZM134 244V243H133ZM248 246H253V244L251 243V242H249V243H246ZM73 245V244H72ZM80 245V244H79ZM96 245V244H95ZM102 245V246H101ZM100 246H98V247H100V248H103V252L105 251V247H104V242H102V244H101ZM105 245H106V243H105ZM128 245V244H127ZM129 245V247H131ZM148 245H150V243H148ZM197 245V244H196ZM244 245H245V243H244ZM16 246V245H15ZM52 246H55V251H53L54 250V248H52ZM74 246V245H73ZM133 246V245H132ZM135 246V245H134ZM152 246V245H151ZM150 246V247H151ZM157 246V245H156ZM195 246V245H194ZM262 246V245H261ZM261 246H260V248H261ZM48 247V248H47ZM80 247H83V246H81L80 245ZM142 247V246H141ZM146 247V246H145ZM182 247V246H181ZM197 247V246H196ZM202 247H203V245H202ZM246 247V246H245ZM59 248V249H58ZM100 248H98V249H100ZM124 248V247H123ZM135 248V247H134ZM153 248V247H152ZM206 248V247H205ZM240 248V247H239ZM242 248V247H241ZM90 249V248H89ZM156 249V248H155ZM164 249V248H163ZM253 249V248H252ZM47 250V251H46ZM86 250V249H85ZM108 250V249H107ZM133 250H135V249H133ZM142 250H144V247H143V249ZM141 250V251H142ZM150 250V249H149ZM188 250V249H187ZM204 250V249H203ZM241 250V249H240ZM51 253L52 251H53V253H55L56 254V256L58 255V256H62V255H65L66 256V259H68L67 261H65L64 259H63V257H55V255L53 256V257H51L50 256V253ZM82 251V249L81 248H79V250L77 251L76 250V252H77V255H78V253L79 252H81ZM129 251V250H128ZM131 251H132V247H131ZM201 251V250H200ZM224 251V250H223ZM226 251V250H225ZM244 251V250H243ZM242 251V252H243ZM91 252V251H90ZM143 252V251H142ZM19 255H18V254ZM74 253V252H73ZM88 253V252H87ZM119 253V252H118ZM144 253V252H143ZM159 253H160V251H159ZM183 253V252H182ZM202 253V252H201ZM204 253V252H203ZM40 254V253H39ZM46 254H47V257H46ZM91 254V253H90ZM124 254V253H123ZM161 254V253H160ZM236 254V253H235ZM85 255H87V254H85ZM100 255L101 254H99L97 257H93V259H89L88 261H90V262H85L86 264H107V262H110V261H108L107 259H105V260H107V261H105V260H99V258H100ZM129 255V254H128ZM181 255V254H180ZM202 255V254H201ZM249 255V254H248ZM79 256H84V254H82V252H81V254H79ZM90 256V255H89ZM142 256V255H141ZM168 256V255H167ZM192 256H193V254H192ZM5 257V256H4ZM112 257H114V256H112ZM123 257V256H122ZM135 257V256H134ZM146 257H148L147 255L146 256H144L143 258H144V260L146 261L147 260V258ZM189 257V256H188ZM17 257L15 256V259H16ZM91 258V257H90ZM181 258V257H180ZM195 258V257H194ZM2 259H4V261H6V262H10L11 260H10V258H3V257H1V260ZM45 259H46V261H45ZM135 259V258H134ZM17 260V259H16ZM21 260V259H20ZM20 260H18V262L20 261ZM26 260V259H25ZM27 260V261H28ZM79 260V261H78ZM84 260L86 261V258L84 259L83 258V263L82 264H84ZM125 260V262H123ZM183 261H185V259H184V257H183V259H182ZM250 260V259H249ZM62 261V262H61ZM65 261V262H64ZM144 261V262H145ZM196 261V260H195ZM204 261V260H203ZM259 261H261V260H259ZM21 262V261H20ZM25 262V261H24ZM77 262H79V263H77ZM116 262L118 263V262H120V263H118V264H142V262L141 261H138V262H134V260H126V259H123V260H114V264H116ZM180 262H182V261H180ZM185 262H187V261H185ZM197 262H195V264H196ZM200 263V262H199ZM20 264H22V263H20ZM25 264V263H24ZM42 264V263H41ZM157 264H160V261L159 260H157ZM182 264V263H181ZM198 264V263H197ZM264 264V263H263Z\"/></svg>", "mask_w": 264, "mask_h": 264}, {"label": "water", "instance_id": "95a60500", "mask_svg": "<svg viewBox=\"0 0 264 264\" xmlns=\"http://www.w3.org/2000/svg\"><path fill=\"white\" fill-rule=\"evenodd\" d=\"M223 35H224L226 38H228V39H234V38L236 37V35H237L236 25H235V24H231V25H229V26L225 29ZM197 72L200 73V74H203V75H209V74H210V73L208 72V70L206 69V67H205L204 65H202V64H200V65L197 66ZM0 248H3V249L5 248V244H4V242H2V241H0ZM149 257L151 258L152 256H149ZM149 257H148V258H149ZM146 258H147V257H146ZM151 259L154 260L155 258L153 257V258H151ZM157 260H159V259H157ZM80 262L82 263V262H83V259H81Z\"/></svg>", "mask_w": 264, "mask_h": 264}, {"label": "crops", "instance_id": "0c3cea01", "mask_svg": "<svg viewBox=\"0 0 264 264\" xmlns=\"http://www.w3.org/2000/svg\"><path fill=\"white\" fill-rule=\"evenodd\" d=\"M130 19H132V18H130ZM134 34H136V32H134ZM130 53H131V51H130ZM129 59H130V58H129ZM135 60H136V59H132V60L130 59V60H127V62L129 61L130 63H134V65H132L133 68L131 67L132 70H134V68H135V70L137 69V67H136V65H137L136 63H137V62H135ZM139 63L141 64V61H140ZM145 66H146V65H145ZM150 66H151V65H150ZM150 66H149L148 68H147V66H146V67L143 66V71H144V72H143V75H138V72H137V71L135 72L136 75H133L131 72H130V74H131L132 77L136 76V78H141L140 76H142V77H144V78H152L153 75H155V73H156V72L153 73L154 69H156V68L153 69V66H151V67H150ZM149 69H150V70H149ZM151 69H152V70H151ZM141 70H142V69H141ZM145 71H146V72H145ZM145 73H146V74H145ZM148 73H150V74H148ZM139 74H140V73H139ZM147 74H148V75H147ZM146 75H147V76H146ZM150 75H151V77H150ZM134 80H137V79H134ZM146 80H147V82H149V84L151 83V79H146Z\"/></svg>", "mask_w": 264, "mask_h": 264}]
</instances>
